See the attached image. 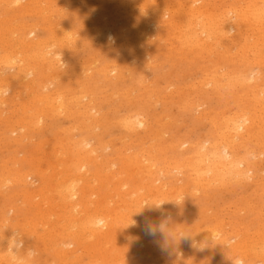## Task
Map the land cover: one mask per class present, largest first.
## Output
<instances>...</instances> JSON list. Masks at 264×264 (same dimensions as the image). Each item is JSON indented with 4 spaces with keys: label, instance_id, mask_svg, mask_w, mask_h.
<instances>
[{
    "label": "rangeland",
    "instance_id": "rangeland-1",
    "mask_svg": "<svg viewBox=\"0 0 264 264\" xmlns=\"http://www.w3.org/2000/svg\"><path fill=\"white\" fill-rule=\"evenodd\" d=\"M44 0H39L38 1V5H40L41 4V6H36L37 4L35 3H33V6L36 8V10H38V11H36V10H33V6H32V3L30 4V5H27V3H29L30 1H27V0H22V2L20 3V5L18 4H15V6H5L4 4H1L0 3V16H1V20L3 19V21L0 23V37H2V39L5 37V38H7V39H5L4 38V40H1V38H0V40L1 41H3L2 43L3 44H1V41H0V45H1V47H0V51H2V52H0L1 54H0V57L2 56V58L3 59H1L0 58V78L2 77V79H0L1 81H0V88L2 87V89H1V91H0V101H2L1 103H0V113H2V115L3 116H1V114H0V128H1V130H0V135H1V137H0V153H2L1 155H0V168H1V163H3V169L1 170V171H5L7 168H9V167H11L14 163H15V166H17L16 164H17V162H18V166L19 167H21L20 165H22V168L23 169H26L27 171H30L31 170V172L32 173H38L39 171H41V173L43 174V175H45V177H47L46 178V181H44L43 183L42 182H38L37 184L35 183V182H33V185L32 186H39V187H41L42 188V186L45 188V190H48V192L46 193L47 194V196H48V199H52V200H54V202L56 203V205H55V203L54 202H52V203H54V205L55 206H57L56 207V209H55V206L51 203V201L52 200H49L50 201V203H47V202H44V199H43V196L45 197V195H37L38 197H34V199H32L31 200V202L30 203H32V204H30V205H23V203L21 202L22 201V196H21V193H22V189H23V186L21 185V184H19V183H7L6 185H4L5 186V188H4V186H2L3 188H4V190H2L1 188H0V221H1V223H3L4 224V221L6 220V219H8V222H7V225H10V228H13V227H17L18 228V231H19V235L20 236H22V237H26V239H27V243H29L30 245H34L33 247H34V249H35V253L33 252V254H34V257H35V259L37 260V263L38 264H63L64 262H62L63 260L61 259V258H59V257H57L55 254H54V250L52 249V248H54V245H51V244H54V243H56L57 241H59V238L58 237H56V239H55V235H54V231H59V227L61 226V225H63L64 223H63V221L62 220H60V218L55 214V213H57V214H61L62 212L60 211V210H62L61 208L59 209V203H58V200L60 199V197L58 196V193L54 190V188H52V187H54V185L55 184H50V183H56L57 182V180L59 181V180H66V182L67 183H70V181L71 180H73L72 182L73 183H77V184H79L78 182L79 181H81L80 179L82 178V177H79V176H84V174L86 175V179L84 180V179H82V181L80 182V184L79 185H82V187L84 186V187H86V185L89 183V185H90V187L89 186H87L86 188H87V190L85 189V188H83V190L85 191L84 193H83V199L84 200H87L89 203H91L90 201L92 200V201H97V200H95V199H93V196H94V198H96V199H98L99 197V199H105L106 200V195H107V192H105V191H107V190H109L110 188L112 189L111 191L109 190L108 191V196H110V198H112V200L114 201L115 199H121V197L120 196H122L123 197V194L125 195V193H127L124 189H125V187H121L119 184H118V182L117 183H115L116 181L115 180H118L119 182L122 180V181H124V180H126L128 177L129 178H131L134 174H136V172H138L139 173V170L138 171H135L137 168L136 167H134L133 165L134 164H132L131 165V161L129 162V160L131 159V160H139V161H143V162H145L146 161V158H147V161H151V162H154V166H153V169H155V170H153L152 169V174L154 173V171H155V173L153 174V176H150V177H152L151 179H154V180H152V181H155L156 179H158V182H157V180H156V182L159 184L160 183V181L161 182H165L166 181V185L167 186H171V185H173V186H171V187H174L175 185L174 184H177L178 185V183L181 181V183L179 184L180 186H181V190H180V188H178V190H177V192L178 191H180V194L179 193H175L176 195L178 194V197H180L179 195H181V196H183V198H185V197H187L185 200L183 199H179L177 196H175V194H174V192L176 191V189L175 190H167V191H164V194H165V196H164V199L166 200V198L168 199V200H170V202L169 201H166V202H164V201H162L161 203H162V205H163V207L165 208L164 210H166V211H161V213H159L157 216V220L156 219H154V221L156 220V222H158V221H160V223H161V220L162 221H165L164 219L165 218H167L166 220L167 221H169V223H170V225H173L172 226V230H170L169 231V235L171 236V237H173V242H171V243H165V236H164V234H161V233H157V236H160L159 237V239H157L158 237H151V236H149V235H147L146 234V232L144 233V236L146 237V238H144L143 239V243H141V244H139V243H135V245H136V247H138L137 249H135L136 247H134L135 245H131V248L130 247H128L127 245L125 246V244L124 245H122V248L124 247V248H126V247H128V248H126V249H122L123 250V254H124V256L126 255L125 253H127V256H125V260H127L128 261V263L129 264H221L222 262H223V259H219L220 258V256H221V254H222V252H224V251H222L221 252V250H216V249H212L211 250V248L213 247V242L212 241H209L208 243H206L207 244V246L209 247V245H210V247L208 248L207 247V249H206V245L205 244H203V245H205V246H203V245H201L199 248H201V249H196L195 248V250L194 249H192V248H189V246L187 247V246H185V245H188V242H189V239L190 238H192L193 236H195V235H197V234H200V233H208L211 229H213L214 227H210V226H208V225H212V226H215L216 227V229L214 230V232L215 233H217V235H219V236H217V237H228V240H229V242H227L228 244L230 243V244H232L231 242H233L234 240V242H237V241H250V239H255V237L256 236H258L259 235V233H260V236L262 237V235H264V230L262 229V228H264V222L262 223V220H261V218L263 219V221H264V174H260L261 172L262 173H264V169H262L261 170V172H260V169H257L258 170V172H256L255 173V171H252V175L250 176V177H252L253 175H254V177L255 178H248V177H246L247 178V180H245L246 178H241V177H237V178H232V179H230V181L228 180V181H226V183H224L223 185H220L218 182H216V183H218V184H214V186H213V184H209V187L208 188H206V189H204V187H202V186H196L195 185V183L192 181V179L191 178H193V173H191V172H193L192 170H190L191 168H188V167H191L190 166V164H193L192 162V160H195L196 159V155L198 154V152L200 151V149L201 148H203L204 146L205 147H208L209 146V144H212V143H214V142H216L217 140H219V136L221 135V131H219L220 130V128L221 127H218V125L219 126H221V122L223 121V117L221 116V115H229V114H231L233 111H236V108H237V106H239V108L240 107H245V108H247V109H251L252 108V102H251V98H250V92L248 91V88H246L244 85H242V84H233V85H231V86H233L234 87V89L231 87H223V88H221V90H219L218 88H214L213 86H212V84L211 83H209V80L211 79V78H213V76L215 75L216 77H221V79L219 78V82L220 83H222L223 85H225L226 83L228 84V86H229V83L233 80L232 78L233 77H231V75L233 76V74L236 72V71H238L239 69H241L242 68V63H241V61H240V59H238L239 57L237 56L236 57V52H235V47L234 46H231L230 44L232 43V42H234L235 41V38H234V36H236L235 34H236V32H232V30H230V31H228L227 32V34L226 33H224V35L222 34V36L220 35V34H218V35H220V37L218 36H215V35H212V37L215 39L214 40V42H218L217 44H219V46L218 45H216V43H214L213 41H212V38H211V36L209 37V38H211V39H209V38H207L208 36H205L206 34L204 33V35L201 33V31H199L197 28V26H196V21H195V19H192L191 18V14H189L190 12V10L192 9V8H194V10H196V9H201V10H203L205 13H208L209 11L210 12H212V14L214 15L215 14V19L217 20V22L219 23L218 25H220V24H222L223 22L224 23H231L232 21H234V10L232 9V8H234V7H237L236 5H241L242 3H244V1H246V0H231V2H230V0H229V3H228V0H222V3L220 2L221 0H161V2H163V3H170L171 1H172V3H174L173 5H172V3H170L169 5L167 4V8L166 7H164L165 6V4H160V1H159V4H157L158 2V0H127V1H125V0H121V1H119V0H72V1H70V0H66V1H68V2H66L68 5H66L65 4V2H64V4L62 3L63 1H65V0H58L59 2L60 1H62V2H58L57 0H49V2H47L46 0L43 2ZM52 1H55L54 3H50V2H52ZM75 1V2H74ZM82 1H84L83 3H82ZM95 1V2H94ZM111 3H110V2ZM117 1V2H116ZM120 3H119V2ZM129 1H131L130 3H129ZM135 1V2H134ZM141 1V3H139ZM149 1L151 2V5H150V3H149ZM153 1H154V3L159 7V5H160V7L159 8H157V6L155 5V4H153ZM170 1V2H169ZM175 1H178V2H176V3H178V6H177V4H175ZM182 1H184V4H182ZM185 1H186V3H185ZM190 1V2H189ZM199 1H201V2H199V4L201 5V4H204V5H199V4H196V3H198ZM204 3H203V2ZM46 2V3H45ZM60 4H58V3ZM78 2V3H77ZM93 2V3H92ZM116 2V3H115ZM134 2V3H133ZM138 2V5L137 4H135V3H137ZM142 2H145V3H142ZM146 2L148 3V4H146ZM193 2H194V4H195V6L197 7H194V4H193ZM211 2H212V4H211ZM220 2V3H219ZM44 5H43V4ZM48 3H50L51 5H49ZM81 3V4H80ZM118 3V4H117ZM129 3V4H128ZM132 3V4H131ZM192 3V4H191ZM207 3V4H206ZM235 3V4H234ZM240 3V4H239ZM92 4H94V5H92ZM122 4V5H121ZM123 4H125V5H123ZM131 4V5H130ZM133 4H135V6L133 5ZM145 4H146V7L144 8L143 7V5L145 6ZM191 4V5H190ZM208 4H210V6L208 5ZM226 4V5H225ZM22 5H24V7L25 8H23V7H21ZM47 6V8H46V6ZM63 7H62V6ZM71 5V6H70ZM79 5V6H78ZM108 5V6H107ZM120 5H121V8H120ZM155 5V6H154ZM162 5V6H161ZM172 5V6H171ZM174 5H175V7H174ZM180 5H181V7H180ZM188 5V6H187ZM193 5V6H192ZM208 7H206V6ZM223 5H225L224 7H223ZM30 6V7H29ZM43 6V7H42ZM51 6V7H50ZM61 6V7H60ZM64 6H66V7H64ZM68 6H69V8H68ZM127 6H129L128 7V9H127ZM138 6L139 7H141L142 9L140 10V9H137L138 8ZM171 7V9H170V7ZM183 6V7H182ZM185 6H187V7H191V9H189V8H187V7H185ZM203 6H204V8H203ZM23 9H21V8ZM29 7V11L27 10V8ZM33 7V8H32ZM40 7H42V9H45L46 11H47V14L45 13V11L44 10H42V9H40ZM54 7L55 8H57V7H60V8H57V9H55L54 10ZM109 7V8H108ZM125 7H126V10H125ZM135 7V8H134ZM150 7H151V9H150ZM152 7L154 8V9H152ZM172 7H174V8H172ZM179 7V8H178ZM200 7V8H199ZM203 9H202V8ZM210 7H211V9L213 8L214 9V13H213V10H211L210 9ZM231 7V8H230ZM8 8H10V9H8ZM34 8V9H35ZM38 8V9H37ZM49 8H52L51 10L49 9ZM64 8H66V9H64ZM149 8V9H148ZM180 10H178V9ZM181 8H183L186 12H184V10L182 9L181 10ZM206 8H207V10H206ZM217 8V9H216ZM223 8H225V9H228V11L227 10H223ZM6 9V10H5ZM33 10V11H35V12H31V10ZM58 9H60V11L58 10ZM68 9H70V10H68ZM104 11H103V10ZM113 11H115V12H112V10ZM115 9H118V10H121V11H117V10H115ZM123 9V10H122ZM129 9H131V10H129ZM132 9H134V10H136V11H133ZM156 9V10H155ZM159 9H161V10H159ZM168 9H169V11H171V12H169L168 11ZM173 9H174V11H176V12H174L173 11ZM175 9H177V10H175ZM187 9H189V11L187 10ZM230 9V10H229ZM7 10H9V11H7ZM13 10V11H12ZM25 10H27V11H25ZM53 10L56 12L55 14H54V12H53ZM57 10V11H56ZM62 10H64V11H62ZM101 10V11H100ZM127 10H129V12L127 11ZM138 10V11H137ZM145 10V11H144ZM150 10H152V11H150ZM157 11L156 13H155V11ZM162 10H164V12L162 11ZM167 10V11H166ZM219 10L221 11V12H219ZM223 10V11H222ZM5 11H7V13L5 12ZM68 11V12H67ZM98 11V12H97ZM111 11V12H110ZM124 11H126V12H124ZM142 11H144V12H141ZM148 11V13L150 14V16H151V14H153L154 15V17H153V15H152V17H148L149 16V14L147 15V14H145L146 12ZM178 11L180 12V13H178ZM181 11H182V13L186 16V17H184V15L181 13ZM207 11V12H206ZM228 13H227V12ZM2 12H5V13H3L2 14ZM9 12V13H8ZM31 12V13H30ZM40 14H39V13ZM52 12V14H50ZM60 12V13H59ZM62 12V13H61ZM94 12H97L96 14L94 13ZM105 12V13H104ZM125 14L124 16H126V17H124L123 16V13ZM131 12H136L135 14L136 15H134V14H132ZM137 12H140V13H137ZM160 12H161V14H160ZM170 13V14H172L171 15V18H169V16H170V14H167V13ZM189 12V13H188ZM209 12V13H210ZM217 12H219L218 14H216ZM231 12V13H230ZM233 12V13H232ZM23 13V14H22ZM28 13H29V15H28ZM33 13L34 14H36L37 13V15H34V16H32L33 15ZM44 13V14H43ZM92 13V14H91ZM98 13H99V15L101 16V18H98L99 17V15H98ZM102 13V14H101ZM129 13V14H128ZM158 13V14H157ZM177 13V15H175ZM225 13V14H224ZM230 13V14H229ZM11 14H13V15H11ZM21 14V15H20ZM25 14V15H24ZM32 14V15H31ZM60 14V15H59ZM62 14H64V15H62ZM67 14V15H66ZM106 14V15H105ZM116 16H115V15ZM119 14V15H118ZM157 14V15H156ZM188 16H187V15ZM221 14V15H220ZM232 14V16H228V15H231ZM47 15V16H46ZM48 15H50L49 17H48ZM95 15V16H94ZM121 15H122V17H121ZM128 15V16H127ZM138 15V16H137ZM145 17H143V16ZM163 15H165V16H163ZM183 15V16H182ZM225 15V16H224ZM46 16V17H45ZM66 16V17H65ZM98 16V17H97ZM103 16V17H102ZM110 18H109V17ZM121 17V19H120V17ZM147 16V17H146ZM158 16V17H157ZM180 16H182V17H180ZM220 18H219V17ZM229 18V20H228V18ZM6 17V18H5ZM51 17V18H50ZM58 17H59V19H58ZM63 17V18H62ZM88 17H91V19H92V21H91V19H89ZM94 19H93V18ZM119 17V18H118ZM124 17V18H123ZM179 17V18H178ZM184 17V18H183ZM188 17V18H187ZM193 17V16H192ZM224 17H226V18H224ZM230 17H231V20H230ZM58 20H57V19ZM103 18H104V20H103ZM108 18V19H107ZM111 18H116V20H114V19H111ZM160 18V19H159ZM162 18V19H161ZM184 19V20H190V22L191 23H193V24H191L190 25V22L187 20L186 21V23H184V20L182 21L181 19ZM190 18V19H189ZM194 18V17H193ZM233 18V19H232ZM50 19V20H49ZM56 19V21H55V23H54V20ZM131 21H130V20ZM154 19H156L155 21H154ZM158 19V20H157ZM179 19V20H178ZM223 21H222V20ZM14 22H13V21ZM96 22H95V21ZM102 20V21H101ZM113 21V23L112 22H109V21ZM120 20V21H119ZM129 20V21H128ZM197 20V19H196ZM221 20V21H220ZM225 20V21H224ZM6 21V22H5ZM12 21V22H11ZM50 21V22H49ZM74 21V22H73ZM104 21V22H103ZM114 21H115V23L116 24H114ZM123 22L124 24H120V22ZM128 21V22H127ZM142 21V22H141ZM146 21V22H145ZM150 21V22H149ZM159 21H160V23H159ZM171 21V22H170ZM177 21V22H176ZM179 21V22H178ZM198 21V20H197ZM229 21H231V22H229ZM11 22V23H10ZM20 22V23H19ZM35 22V23H34ZM60 22V23H59ZM107 24H106V23ZM148 22V23H147ZM162 22V23H161ZM165 22L167 23L168 22V24H165ZM195 22V23H194ZM3 23V24H2ZM7 23H10V24H12V23H14V24H12V25H8ZM15 23H16V25H15ZM19 23V24H18ZM23 23V24H22ZM27 23V24H26ZM52 23V24H51ZM59 23V24H58ZM87 25H86V24ZM104 23V24H103ZM144 23V24H143ZM150 23V24H149ZM153 25H152V24ZM177 23V24H176ZM189 23V25L190 26H194L195 27V29H197V33H199L198 34V36L199 35H201L200 37H197V39L199 40V41H197V42H195V41H193V39H191L189 36V40H190V42L188 41V37H183V34H184V27H182L181 28V26L183 25V24H188ZM223 23V24H224ZM227 23V24H228ZM33 24V25H32ZM35 24V25H34ZM39 26H38V25ZM70 26H69V25ZM89 24V25H88ZM107 25L110 29H111V26H113L114 27V25H116L117 26V28H116V32H115V27L113 28L114 29V31H113V29H112V31H113V38H108V42H106L107 44V46L108 47H106V45H103V47H102V42L100 43L98 40H96L97 39V37H96V33L98 32V30L101 28V26L103 27L104 25ZM143 24V25H142ZM149 24L150 26H147V25ZM163 24H164V26H163ZM171 24V25H170ZM173 24V25H172ZM8 27H7V26ZM18 25V26H17ZM28 25V28L26 27ZM29 25H32V26H34V27H32V26H29ZM54 25V26H53ZM61 25V26H60ZM125 27H124V26ZM177 25V26H176ZM6 26V27H5ZM12 26H14L13 28H12ZM25 26V27H24ZM37 26V27H36ZM41 26H42V28H41ZM58 26H60L59 28H58ZM66 26V27H65ZM69 26V27H68ZM90 26H91V28H90ZM97 26V27H96ZM122 26H123V28H122ZM134 26L136 27V28H134ZM144 26V27H143ZM147 26V27H146ZM156 26V27H155ZM173 26V27H172ZM175 26H176V28H175ZM24 27V28H23ZM40 27V28H39ZM54 27H56L55 29H53ZM89 27V28H88ZM94 27V28H93ZM129 27V28H128ZM140 27H143V28H140ZM151 27V28H150ZM154 27V28H153ZM2 28V29H1ZM8 28V29H7ZM11 28V29H10ZM21 28V29H20ZM60 28H64V30H66L67 31V34H65L66 33V31H62V29H60ZM66 28V29H65ZM75 28V29H74ZM96 28V29H95ZM149 28L150 29H152V30H149ZM165 28V29H164ZM179 28V29H178ZM7 29V30H6ZM12 29H14V30H12ZM19 29V30H18ZM26 29V30H25ZM27 29L30 31V29L32 30V32H31V34H30V37H29V31H27ZM33 29H35V30H33ZM58 29V30H57ZM69 29H71V30H69ZM93 29H95V30H93ZM98 29V30H97ZM143 29V30H142ZM180 29L182 30V32H180ZM6 31V33H5V31ZM11 30V31H10ZM25 30V31H24ZM52 31V33H51V31ZM53 30L56 32V33H54L53 32ZM61 32H60V31ZM136 30H138V31H136ZM140 30H142V31H140ZM179 31V33H177L178 31ZM13 31H18V32H14L13 33ZM19 31H20V33H19ZM22 31H24V33L26 32H28V39L30 38L31 39V37H33L32 39H35L39 44H41V45H43V46H41V45H39L40 47H37V48H33V47H31V49L29 50L28 48H26V47H24L23 45H21L20 44V41L18 42V40H17V38H18V36H21V34H24ZM79 31V32H78ZM94 31H96V32H94ZM129 31V32H128ZM136 31V32H135ZM144 31H147V32H149L150 34L152 33V36H154V37H151V35L150 34H148L147 32H144ZM153 31V32H152ZM175 31V32H174ZM177 31V32H176ZM219 31H227V29L225 28V29H222L221 30V28L219 29ZM3 32V33H2ZM12 33V36L10 35L11 33ZM36 32V33H35ZM62 34L61 36H60V33ZM63 32H64V34H63ZM78 32V33H77ZM125 34H124V33ZM131 32H132V34H131ZM140 34H139V33ZM144 32V34H141V33H143ZM229 32H232L231 33V35H230V33ZM8 33V34H7ZM54 33V34H53ZM57 33H59L58 35H55V34H57ZM118 33H120V35L118 34ZM158 35H157V34ZM172 33H174V34H172ZM229 33V34H228ZM5 34V35H4ZM6 34H7V36H6ZM13 34H15V35H13ZM36 34H38V35H36ZM72 35V36H69V35ZM81 34H84V35H81ZM122 34V35H121ZM129 34V35H128ZM138 34V35H137ZM148 35V37L146 36L145 37V35ZM154 34V35H153ZM182 34V35H181ZM27 35V34H26ZM54 35V36H53ZM81 35V36H80ZM161 35V37H159ZM181 35V36H180ZM185 35V34H184ZM225 35H227V36H225ZM10 36V37H9ZM13 36H17L16 38L14 37V39H16V42H15V40L12 38ZM60 36V37H59ZM66 37V36H69V38H67L68 40L66 41V38H63V37ZM86 36V37H85ZM93 36H95V38L96 39H94L93 38ZM130 36H131V38L133 39H127L128 37L130 38ZM135 36V37H134ZM172 36V37H171ZM178 36V38L179 39H177L176 37ZM185 36H187V35H185ZM203 36V37H202ZM205 36V37H204ZM223 36H224V38H223ZM9 37V38H8ZM48 37H50V39L52 40V42H50L49 40H47V39H49ZM54 37H56V38H54ZM73 37H75L74 39L71 38ZM77 37H79V38H77ZM127 37V38H126ZM141 37V38H140ZM144 37V38H143ZM158 37H159V39H163V38H165V39H163V40H159L158 39ZM173 37H174V39H173ZM181 37V38H180ZM182 37H183V39H185L184 40V43H183V40H182ZM216 37V38H215ZM222 37V38H221ZM237 37V36H236ZM39 38V39H38ZM47 38V39H46ZM60 40H59V39ZM63 38V39H62ZM93 38V39H92ZM119 38V39H118ZM137 38H139V39H137ZM142 38H143V42H140V41H142ZM149 38V39H148ZM154 39L153 41L152 40H150V39ZM199 38H201V39H199ZM219 38V39H218ZM226 38V39H225ZM234 38V39H233ZM11 39V40H10ZM12 39L14 40V42L12 41ZM43 39H46L47 41H49L48 43H47V41H46V43H44L43 42ZM54 39V40H53ZM58 39V40H57ZM85 40V41H83V40ZM112 39V40H111ZM175 39H177L178 41H176ZM221 39H224V40H221ZM8 40L10 41V42H8ZM19 40H20V38H19ZM34 40V41H35ZM39 40V41H38ZM57 40V41H56ZM62 40V41H61ZM70 40V41H69ZM71 40H73V42L71 41ZM120 40H122V42L120 41ZM135 40V41H134ZM148 40H150L149 42H151V43H148ZM157 40H159L160 41V43H159V41H157ZM179 40H180V43H182V44H184V46L183 45H181L180 43H179ZM202 40V41H201ZM209 41V43H214V48H213V44H212V47H211V45H208V41ZM216 40H218V41H216ZM238 39L236 38V41H237ZM5 41H7V42H5ZM45 41V40H44ZM58 41H61L59 44H58ZM74 41H75V43H74ZM111 41H113V42H111ZM127 41V42H126ZM131 41V43H129ZM146 41V42H145ZM155 41V42H154ZM156 41L158 42V43H156ZM165 41V42H164ZM173 41H175V42H173ZM186 41H187V43H186ZM63 42V43H62ZM64 42H65V44L68 42L69 44H66V46L64 45ZM77 42V43H76ZM135 42V43H134ZM141 44H139V43ZM167 42H168V44H167ZM171 42V43H170ZM194 42V43H193ZM225 42H227V43H225ZM230 42V43H229ZM11 43L13 44L12 46H11ZM17 43H19V44H17ZM55 45H54V44ZM72 45H71V44ZM110 43H111V45H110ZM123 43V44H122ZM138 45H137V44ZM153 43V44H152ZM187 44V47H186V44ZM190 43V44H189ZM195 43H197V44H195ZM198 43H200V44H198ZM201 43H204L205 44V47H204V45L203 44H201ZM223 45V47H221L222 45ZM229 43V44H228ZM16 44L18 45L17 47H20V49L19 48H16ZM49 44V45H48ZM50 44H53V47H52V45H50ZM75 46H74V45ZM79 44V45H78ZM100 46H99V45ZM104 44V43H103ZM130 44V45H129ZM137 46H136V45ZM149 44H151V45H149ZM156 44H157V46H156ZM233 44V43H232ZM5 45H7V46H10V47H4ZM45 45H48L49 47H50V51L48 50L49 49V47H47V46H45ZM72 46V48H71V46ZM122 45V46H121ZM133 45L135 46V47H133ZM149 45V46H148ZM176 45V46H175ZM190 45V46H189ZM195 46L194 48H192L191 46ZM198 45V46H197ZM200 45H202L203 46V48L202 47H200ZM207 45L210 47V49H207ZM225 45H227V46H225ZM229 45V46H228ZM13 46H15V47H13ZM23 48H22V47ZM62 48H64V49H62ZM70 46V47H69ZM78 46H80V48L78 47ZM99 46V47H98ZM172 46V47H171ZM180 46H182V48L180 47ZM215 46L217 47V48H215ZM225 46V47H224ZM69 47V48H68ZM76 47H78V48H76ZM111 47V48H110ZM127 47V48H126ZM129 47H133V49L131 50V48H129ZM147 48L148 47V49H152V50H150V52L149 51H147L146 50V52H147V54L144 52L143 54H142V52L143 51H145V49L144 48ZM156 47V48H155ZM169 47V48H168ZM171 47V48H170ZM208 47V48H209ZM227 47V48H226ZM234 47V48H233ZM3 48H4V50H3ZM5 48H6V50H5ZM10 48V49H9ZM12 48L14 49V50H12ZM39 48H41V49H44V52L45 53H43V51L41 50V49H39ZM66 48V49H65ZM67 48L68 49H70V50H67ZM90 48V49H89ZM106 48V49H105ZM109 48V49H108ZM116 48H118V49H116ZM130 50H129V49ZM135 48V49H134ZM139 48H141V49H139ZM167 48V49H166ZM184 48V49H183ZM187 50H186V49ZM202 48V49H201ZM213 48V49H212ZM221 48H223V51L222 52H224L223 54H220V53H222L221 52ZM225 48V49H224ZM231 48H233V49H231ZM23 50V51H25V53L23 52V51H20V53H21V55H20V53H19V51L18 50ZM54 49H56V50H54ZM108 49V50H107ZM137 49V50H136ZM144 49V50H143ZM193 49V50H192ZM200 49V50H199ZM215 49V50H214ZM220 51H219V50ZM230 51H228V50ZM8 50V51H7ZM12 52H11V51ZM32 50H35V51H32ZM46 50V51H45ZM52 50V51H51ZM81 50V51H80ZM89 50H91L92 52H90ZM103 50V51H102ZM134 50V51H133ZM179 50L181 51V52H179ZM202 50V54H201V51ZM210 50H211V52H210ZM217 50V51H216ZM17 51V52H16ZM26 51H30L29 53H31L30 54V56H28L29 55V53L28 52H26ZM47 51H48V53H47ZM57 53H56V52ZM71 51V52H70ZM72 51H75V52H72ZM108 51V52H107ZM167 51V52H166ZM208 51H209V53H208ZM214 51V52H213ZM226 51H228V52H226ZM9 52V53H8ZM14 52V53H13ZM40 52H42L43 53V56H45V57H40ZM55 52V53H54ZM68 52V53H67ZM87 52V53H86ZM136 52V53H135ZM161 52V53H160ZM163 52V53H162ZM234 52V53H233ZM2 53H5L6 55H8V57L5 55V54H2ZM14 55H13V54ZM15 53H17V54H15ZM26 53L28 54L27 55V57L29 58V59H31V60H35V59H38V61L37 60H35V64L32 62V61H28L27 63H26V61L27 60H29L27 57H26ZM32 53H39L37 56H33V57H31L33 54ZM47 53V54H46ZM67 54L66 56L64 55V54ZM78 53V56L80 57H78L76 54ZM132 53V54H131ZM149 53V54H148ZM159 53V54H158ZM228 53V54H227ZM230 53V54H229ZM52 54H53V56L55 57L56 56V54H57V58H60L61 56V58L60 59H56V58H54L53 56H52ZM139 54V55H138ZM155 56H154V55ZM182 54V55H181ZM186 54V55H185ZM213 54V55H212ZM234 54V55H233ZM18 55V56H17ZM23 55V56H22ZM74 55H75V57H74ZM137 55V56H136ZM145 55L147 56V57H145ZM154 57H153V56ZM178 55H179V57H178ZM185 55V56H184ZM217 55L219 56V57H217ZM227 55V56H226ZM228 55H229V57H228ZM233 55V56H232ZM4 56V57H3ZM10 56H12V58L14 57L15 58V62H17V63H15L14 62V58L12 59L13 60V62H14V64L13 63H11L12 62V60H10L11 59V57ZM19 56H21V57H19ZM48 56V57H47ZM136 56V57H135ZM177 56V57H176ZM22 57H23V70L26 68V67H30L31 65V68L34 66V67H39V68H44L45 67V69H43V70H41L40 69V74L39 75H37L36 73H35V71H34V73H33V75L31 76V74H30V76H29V74L27 75L28 77L26 78H24L23 80H28V79H30V81L31 80H34L35 82L33 83V84H31V86L32 87H30V85L28 84L29 83V80L28 81H26V83L28 84H24V83H21V81H23V80H20L19 81V79H18V77L16 76V74H15V72L13 71V70H17L18 68L19 69H22V62H19L20 61V59H21V61H22ZM31 57V58H30ZM36 57V58H35ZM70 57V58H69ZM121 57V58H120ZM145 57V58H144ZM156 57V58H155ZM165 57H168V58H165ZM6 58L8 59V61L6 60ZM17 58H19V59H17ZM34 58V59H33ZM47 58H48V61H46L47 60ZM54 60H52V59ZM77 58V59H76ZM98 58V59H97ZM131 58H133V59H131ZM142 58V59H141ZM151 58V59H150ZM181 58V59H180ZM204 58V59H203ZM236 58V59H235ZM25 59H26V61H25ZM44 59H45V61H44ZM56 59V60H55ZM80 59V60H79ZM84 59V60H83ZM100 59V60H99ZM145 59H147V60H145ZM170 59V60H169ZM206 59V60H205ZM10 60V61H9ZM52 60V61H51ZM57 60H60V62H61V64L62 65H59L58 67H55V66H57ZM108 60H109V62H108ZM130 60V61H129ZM172 60V61H171ZM202 60H204V62L202 61ZM221 62H220V61ZM231 60V61H230ZM2 61V62H1ZM6 61H7V63H6ZM91 61V62H90ZM93 61V62H92ZM134 63H133V62ZM173 61H175V62H173ZM223 61V62H222ZM237 61V62H236ZM6 63L7 64V66L6 67H2V66H4V65H6V64H4V63ZM37 62H39V63H37ZM43 62V63H42ZM45 62H51V63H53V66L54 67H52L51 69H49L48 67H47V69H46V65H45ZM56 62V63H55ZM59 62V63H60ZM66 64H65V63ZM85 62V63H84ZM89 62V63H88ZM94 62H95V64H94ZM129 62V64H127ZM138 62H141V64L139 63L138 64ZM166 62V63H165ZM212 64H211V63ZM220 62V63H219ZM236 62V63H235ZM3 63V64H2ZM11 65H9V64ZM25 63H26V65H25ZM34 65H33V64ZM41 63V64H40ZM58 63V64H59ZM83 63V64H82ZM93 63V64H92ZM132 63V64H131ZM147 63V64H146ZM148 63H149V66L148 67H146L145 65H148ZM156 63V64H155ZM218 63V64H217ZM229 63V64H228ZM15 65V66H13V65ZM18 64H20V66L18 65ZM37 64H39V65H37ZM43 64V65H42ZM86 64V65H85ZM93 65V66H90V65ZM106 64H107V66H106ZM108 64H110V65H108ZM114 64V65H113ZM162 64V65H161ZM164 64H165V67H164ZM209 64V65H208ZM221 64V65H220ZM224 64H225V66L226 67H224V68H226V69H228V71L226 70V69H224L223 68V66H224ZM233 66H232V65ZM30 65V66H29ZM43 67H42V66ZM64 65V67H62ZM134 65V66H133ZM220 66V69H219V67H217V66ZM236 67H235V66ZM239 65V66H238ZM260 65V66H259ZM258 66L256 65V64H254V66L253 65H251V70L253 71V73H254V75H257V74H263L262 72H264V63H261V64H259ZM79 66H81V67H83V68H79ZM137 66V67H136ZM143 66V68H141ZM145 66V67H144ZM208 66V67H207ZM210 66V67H209ZM8 67V70H6L5 71V69ZM25 67V68H24ZM34 67H33V69H34ZM99 67V68H98ZM111 67V68H110ZM215 69H214V68ZM255 67V68H254ZM5 68V69H4ZM60 68H62L61 70H60ZM65 68V69H64ZM87 68H88V70H89V72L88 71H86L87 70ZM108 68H110V69H108ZM113 68V69H112ZM114 68H115V70H118V71H116V72H114V74H113V71H115L114 70ZM118 68V69H117ZM139 68H140V70H139ZM148 68V69H147ZM223 68V69H222ZM258 68H262V69H258ZM2 69L4 70L3 72H1L2 71ZM13 69V70H12ZM79 69H80V71H79ZM81 69H82V72H81ZM128 69V70H127ZM147 71H146V70ZM177 69V70H176ZM216 69H217V71H216ZM256 69V70H255ZM11 70V71H10ZM65 72H64V71ZM67 70V71H66ZM93 70V71H92ZM106 70H108L109 72L108 73H106ZM150 70H151V72H150ZM211 70V71H210ZM220 70V71H219ZM222 70H225V71H222ZM230 70V71H229ZM251 70L249 71L250 73H251ZM27 71V70H26ZM44 73H43V72ZM55 74H52V72ZM62 73H61V72ZM76 71V72H75ZM110 71H111V73H110ZM196 71V72H195ZM204 71V72H203ZM216 71V72H215ZM255 71V72H254ZM28 72V71H27ZM45 72H47L46 74H45ZM50 72H51V74L52 75H50ZM78 72V73H77ZM86 73V74H84L83 76H82V74L83 73ZM101 72V73H100ZM105 72V73H104ZM188 72V73H187ZM201 72V73H200ZM207 72H209L208 73V75H207ZM221 72H223V73H221ZM225 72V73H224ZM232 72V73H231ZM257 72V73H256ZM1 73H3V76L1 75ZM48 73H49V75H48ZM58 73H59V75H61V77L58 75ZM64 73V74H63ZM68 73H70V74H68ZM77 73V74H76ZM80 73V74H79ZM89 73V74H88ZM116 73V74H115ZM127 73V74H126ZM206 73V74H205ZM214 73V74H213ZM219 73H220V75H219ZM226 73H227V77H226ZM256 73V74H255ZM108 74V75H107ZM111 74L113 75V77H111ZM120 76H119V75ZM145 74H147V75H145ZM217 74H218V76H217ZM224 74V75H223ZM7 75V76H6ZM11 75V76H10ZM58 75V76H57ZM73 75H75V76H73ZM80 75H81V77H80ZM107 75V76H106ZM154 75V76H153ZM210 75H213V76H210ZM222 75V76H221ZM230 75V76H229ZM10 76V77H9ZM15 78V79H13V77ZM51 76H53V77H51ZM88 76V78H87V88H88V91H87V93L89 94L88 95V97H84V99L83 100H81V101H79V103L77 102V98H74L75 96L77 97L79 94V96H81L82 94L81 93H79V91L78 90H74L73 89V84H74V82H76V81H78L79 79H81V78H83V77H87ZM108 76H109V78H108ZM116 76V77H115ZM132 77V78H130V77ZM146 77V79H145V77ZM148 76V77H147ZM190 76V77H189ZM225 76V77H224ZM8 77V78H7ZM31 77V78H30ZM48 77H50V79L48 78ZM73 77V78H72ZM97 77V78H96ZM111 77V78H110ZM144 77V78H143ZM186 77V78H185ZM193 77V78H192ZM208 77V78H207ZM3 78L4 79H6V80H3ZM12 78V80L14 81V83H13V81L11 82V79ZM47 78H48V80H47ZM52 78H54V79H52ZM58 78V79H57ZM65 78V79H64ZM94 78H96V79H94ZM124 78V80H122ZM184 80H183V79ZM224 78V79H223ZM226 78H228V79H226ZM9 79V80H8ZM18 79V80H17ZM22 79V78H21ZM43 79H46V80H44L43 81ZM53 81H52V80ZM57 79V80H56ZM118 79V80H117ZM125 79H127V81L125 80ZM16 80H17V82H16ZM41 80V81H40ZM65 80V81H64ZM97 80H98V82H97ZM155 82H154V81ZM159 81V83L158 82H156V81ZM200 80V82L199 83H202V86H200V84L197 82V81H199ZM226 80V81H225ZM11 82V85L9 84L10 82ZM41 82V84L39 83V84H37L38 82ZM54 81L56 82V84L54 83ZM129 81V82H128ZM147 82V84L149 85V83H151L149 86L146 84V82ZM203 81V82H202ZM207 83V85H205L206 83ZM226 83H225V82ZM229 81V82H228ZM5 82V83H4ZM24 82V81H23ZM44 82H46L45 84H43ZM100 82V83H99ZM161 82V83H160ZM194 82H196V83H194ZM263 83H264V81H262ZM5 84V86L4 85H1V84ZM20 83V84H19ZM50 83V84H49ZM204 83V84H203ZM209 83V84H208ZM24 84V85H23ZM47 84V85H46ZM198 84V85H197ZM29 86L28 88H26L27 86ZM36 85H38V86H36ZM44 85H46L45 87H44ZM49 85H50V87H49ZM188 87H187V86ZM21 86H23V87H21ZM35 86V88H33ZM44 87V88H42V91H43V94H51V93H58L59 91V94H60V98L58 97V100H60V101H62V103L63 104H65V106H63V108L61 109V111L60 110H58V111H54L55 113H56V115L54 116V115H52L54 112L53 111H51V108H48V106L50 105V104H45V102H43L42 101V104H40V103H36V101L34 102V100H36V98H38V96L40 97V96H42L43 94H42V91H41V87ZM175 87V88H173V87ZM192 86H194V87H192ZM263 86H264V84H263ZM262 86V87H263ZM12 87H14V88H12ZM39 87V88H38ZM49 87V88H48ZM62 87V88H61ZM129 87H131V88H129ZM134 87H136L135 89H133ZM153 87H154V89H153ZM155 87H156V89H155ZM200 87V88H199ZM207 87H208V89H207ZM7 88H8V90H7ZM10 88V89H9ZM19 88V89H18ZM21 88V89H20ZM57 88V89H56ZM109 90H108V89ZM115 88V89H114ZM167 88H168V90H167ZM182 88H183V90H182ZM192 89V90H190V89ZM195 88V89H194ZM197 88V89H196ZM229 89V90H227L228 92H226V89ZM22 89H24L25 90V92H23L24 90H22ZM31 89H32V91H31ZM39 89H40V92H39ZM45 91H44V90ZM121 89H123V90H121ZM159 89V90H158ZM173 89V90H172ZM181 89V90H180ZM223 89V90H222ZM12 90V91H11ZM18 90H21V92H22V94H24V95H22L21 94V92L19 93V91ZM32 92V96H31V92ZM36 90V92H37V94L34 92ZM50 90V91H49ZM114 90V92L113 93H115V94H113V93H111V91H113ZM116 90V91H115ZM153 90V91H152ZM155 90V91H154ZM157 90H158V92H157ZM225 90V91H224ZM235 90V91H234ZM239 90V91H238ZM5 91H7V92H5ZM14 91V92H13ZM16 91H18V92H16ZM62 91V92H61ZM89 91H91V92H89ZM105 91H107V92H105ZM132 92V91H134V92H132V93H128V92ZM152 91V92H151ZM188 91V92H187ZM192 91V93H190ZM222 91V92H221ZM3 92L5 93V95H3ZM26 92L28 93L29 92V94H26ZM75 92H76V94H75ZM94 92V93H93ZM106 94H105V93ZM123 92H125L124 94H123ZM169 92H172V94L171 93H169ZM199 92V93H198ZM19 93V94H18ZM79 93V94H78ZM93 93V94H92ZM98 93V94H97ZM110 93V94H109ZM122 93V94H121ZM128 93V94H127ZM153 93V94H152ZM156 93V94H155ZM180 93V94H179ZM240 93V94H239ZM18 94V95H17ZM21 94V95H20ZM94 95V96H90V95ZM107 94H109V95H107ZM113 96H112V95ZM117 94V95H116ZM130 94V96H128ZM133 94H136V95H133ZM151 94V95H150ZM159 96H158V95ZM175 94V95H174ZM177 94V95H176ZM195 96H194V95ZM226 94V95H225ZM242 94V95H241ZM26 95V96H25ZM62 95V96H61ZM97 95V96H96ZM99 95V96H98ZM153 95V96H152ZM171 95V96H170ZM181 95H183V96H181ZM228 95V96H227ZM5 96H7V97H5ZM13 96V97H12ZM14 96H16V98L14 97ZM23 96V99L24 100H26L27 101V105L25 104V102L26 101H24L23 99H21V97ZM25 96V97H24ZM108 96H110V97H108ZM114 96H116L117 97V99H114L113 97ZM131 96H133L132 98H131ZM151 96H152V99L150 100V98H151ZM161 96H162V98H161ZM182 98H181V97ZM234 96V97H233ZM5 97V98H4ZM19 97V98H18ZM93 98V99H91V98ZM115 97V98H116ZM130 97V98H129ZM149 97V98H148ZM171 97V98H170ZM192 97V98H191ZM201 97V98H200ZM7 98H8V100H7ZM10 98V99H9ZM15 98V99H14ZM25 98H27V99H25ZM74 98V99H73ZM83 97H81V99H82ZM176 98H177V100H176ZM187 98V99H186ZM197 98V99H196ZM237 98V99H236ZM7 101H5V100ZM31 101H30V100ZM34 99V100H33ZM71 99V100H70ZM80 99V98H79ZM87 101H86V100ZM114 101H113V100ZM133 100L132 102H131V100ZM155 99H158V100H155ZM160 99V100H159ZM195 99V100H194ZM230 101H229V100ZM75 100V101H74ZM95 100H96V102H95ZM101 100V101H100ZM109 100H111V101H109ZM183 100V101H182ZM199 100H201V101H199ZM4 101V102H3ZM18 101V102H17ZM24 101V102H23ZM34 103H33V102ZM90 101V102H89ZM94 101V102H93ZM137 101H138V103H137ZM156 101L157 102H159V103H156ZM193 101H194V105H192L193 104ZM198 101V102H197ZM204 101V102H203ZM229 101V102H228ZM6 102V103H5ZM17 102V103H16ZM103 102V105L101 104ZM154 102L156 103V105L154 104ZM183 104H182V103ZM185 102V103H184ZM195 102L197 103L196 105H195ZM15 103V104H14ZM67 103V104H66ZM77 103V104H76ZM90 103V104H89ZM95 103V104H94ZM189 103V104H188ZM198 103H200L201 105H199ZM204 103V104H203ZM1 104H3V106L1 105ZM24 104V105H23ZM28 104H30V105H28ZM37 104V105H36ZM39 104V105H38ZM44 104L46 105V108L47 109H50L49 111H51V113H49V111H47L46 109L44 110V109H42V111H44L43 113H42V111L41 110H38L40 107H42V106H44ZM62 104V105H63ZM86 104V105H85ZM88 104V105H87ZM105 104V105H104ZM218 104V105H217ZM18 105V106H17ZM25 105H26V107H25ZM74 105V106H73ZM93 105L95 106L94 107V110H92L93 109ZM112 105H114V107L112 106ZM157 105H158V108H156L157 107ZM190 105V106H189ZM232 105H234V106H232ZM24 106V107H23ZM30 106H31V111H29V108H30ZM37 106H39V107H37ZM77 106V107H76ZM92 106V107H91ZM105 106V108H103ZM120 106V107H119ZM132 108H131V107ZM187 106V107H186ZM192 106H194V107H192ZM18 109H17V108ZM36 107V108H35ZM80 107H82L83 109H86V107H90L91 108V112H92V114L93 113H95V114H93L92 116H94V115H96V116H94V120L96 119V117H97V119L99 120L100 119V121H102V123H99L100 121H98L97 119V121L95 120H93V121H91L90 120V118H87V119H85L84 117H80V115L77 113V110L80 108ZM192 107V109H190ZM198 107V108H197ZM236 107V108H235ZM21 108V109H20ZM25 108H27V109H25ZM45 108V107H44ZM64 108H66V109H64ZM98 108H100V109H98ZM223 108H225V109H223ZM12 109H15V112H14V110H12ZM82 109V110H83ZM150 109V110H149ZM183 109V110H182ZM5 110V111H4ZM17 110H18V112H17ZM24 110V111H23ZM64 112H63V111ZM99 112H98V111ZM109 110V111H108ZM121 110V111H120ZM135 110V111H134ZM150 112H149V111ZM193 111V112H190V111ZM217 110H218V112H217ZM22 111H23V113H22ZM25 111H28V114H29V118H25V117H28V114H27V112L26 113H24ZM34 111H36L37 113L39 112V114H41L42 113V115H44L45 116V118H44V116H42V115H40V117L38 116V114L36 113V112H34ZM105 113H104V112ZM222 111V112H221ZM224 111V112H223ZM227 111V112H226ZM230 111V112H229ZM45 112H46V114H48L47 116H46V114H45ZM48 112V113H47ZM53 112V113H52ZM57 112H59V113H57ZM69 112V113H68ZM98 114H97V113ZM106 112H108V113H110L109 115H107V113ZM138 112H140V113H138ZM197 112V113H196ZM210 112V113H209ZM32 115H31V114ZM64 115H63V114ZM121 113V114H120ZM131 113V114H130ZM224 113V114H223ZM68 114V115H67ZM129 114V115H128ZM209 114H210V116L211 117H209ZM50 115V116H49ZM75 115V116H74ZM131 115V117H129ZM136 115H139V116H142V118L145 120V122H146V125H145V127L147 128V130L144 132L143 130H142V127L141 126H136L137 128H134V129H128V127H126L127 125H125L126 123H125V121H123V120H128L129 118H133L134 116H136ZM215 116V118H213L214 116ZM221 116V118H220V116ZM22 116V117H21ZM25 116V117H24ZM31 116H32V118H31ZM49 116V117H48ZM59 118H58V117ZM63 116V117H62ZM98 116H100V118H98ZM106 116V117H105ZM108 116V117H107ZM151 116V117H150ZM219 116V117H218ZM1 117H3V118H1ZM33 117H36V118H33ZM67 117V118H66ZM72 117V118H71ZM112 117V118H111ZM125 117H127V118H125ZM147 117V118H146ZM168 117V118H167ZM205 117H208V119L207 118H205ZM40 118L41 119V122H39L40 121V119L38 120V119ZM64 118V119H63ZM71 118V119H70ZM83 118V121L81 120ZM125 118V119H124ZM167 118V119H166ZM210 118V119H209ZM2 119V120H1ZM19 119V120H18ZM70 119V120H69ZM166 121H165V120ZM169 119V120H168ZM170 119H171V121H170ZM185 119H187L188 120V123H187V120H185ZM217 119V121H215ZM222 119V120H221ZM259 119H261V120H259ZM259 121H262V120H264V117H259ZM4 120H5V122H4ZM12 120H14L13 121V123L15 124H13V123H11L12 122ZM16 120V121H15ZM18 120V121H17ZM24 120L26 121V120H28V122L29 123H31L32 122V124H33V128H34V126H35V128L33 129L32 128V124H28V122L26 121V122H24ZM36 120L38 121V125L40 124L41 126H40V128H39V126L38 125H36ZM67 120V121H66ZM88 122H87V121ZM185 122H184V121ZM204 120H205V122H206V126H205V123H204ZM31 121V122H30ZM66 121V122H65ZM89 121H91V122H89ZM111 121V123L109 124V123H107V122H110ZM119 121V122H118ZM121 121H123V122H121ZM165 121V122H164ZM173 121V122H172ZM214 121H215V123H214ZM220 122V123H217V122ZM8 122V124H9V126H8V128H6L7 127V124L5 125L4 123H7ZM19 122V123H18ZM22 124H21V123ZM83 122H85V124H83ZM95 122V123H94ZM106 122V123H105ZM114 122V123H113ZM121 122V123H120ZM176 122V123H175ZM210 122V123H209ZM72 123V124H71ZM100 125H99V124ZM125 123V124H124ZM171 123V124H170ZM174 123V124H173ZM185 123V124H184ZM191 123V124H190ZM13 124V125H12ZM17 124V125H16ZM26 124V125H25ZM57 124V125H56ZM76 124H78V125H76ZM104 124V125H103ZM189 124H190V126H189ZM18 125L20 126V127H18ZM23 125V126H22ZM29 125V126H28ZM30 125H31V127H30ZM67 125H69V126H67ZM92 125H94L93 127H92ZM111 125V126H110ZM121 125V126H120ZM124 125H125V127L127 128V129H125V127H124ZM174 125V126H173ZM200 125V126H199ZM214 125V126H213ZM217 127H216V126ZM15 126H17V129L18 130H16V127ZM26 126H28L27 128H26ZM38 126V127H37ZM66 126V127H65ZM78 126H80V127H78ZM91 126V127H90ZM99 126V127H98ZM118 126V127H117ZM180 126H181V128H180ZM203 126H204V129H203ZM24 127V128H23ZM37 127V128H36ZM56 127V128H55ZM69 127H71V128H69ZM97 127H98V129H97ZM114 127V129H112ZM120 127V128H119ZM20 128V129H19ZM68 129L69 128V130H68V132H65L66 130L65 129ZM75 130H77V132H75L74 133V129ZM4 129V130H3ZM23 129V130H22ZM29 129V130H28ZM36 129V130H35ZM71 129H73V130H71ZM95 129V130H94ZM118 129V130H117ZM153 129V130H152ZM166 129H167V131H166ZM179 129H180V131H179ZM216 129V130H215ZM14 130H16V131H14ZM61 130H62V132H64V133H62L61 132ZM84 130V131H83ZM87 130V131H86ZM123 130V131H122ZM126 130V131H125ZM134 130H136L135 132H134ZM138 130V131H137ZM152 130V131H151ZM210 130V131H209ZM2 131V132H1ZM22 133H21V132ZM25 131V132H24ZM31 131H33L34 133H32ZM70 131H73V133H71V134H69V132ZM98 131H100V132H98ZM125 131V132H124ZM139 131H143L141 134H140V132ZM161 133L162 131V134L160 135V133ZM223 131V130H222ZM257 131L258 130H256L255 132H256V134L258 135V137L256 136L255 137V135L253 136L254 137V139H253V137L251 138V137H249L250 138V140L249 141H247L249 138H244V137H242L243 139L240 141V138H236L237 139V141L239 142H241L242 144H243V141L245 142V144H247L248 142V144H250L251 145V148H252V150L255 148L256 150L254 151L255 153L257 152V150H258V148H257V146L255 147L254 146V144H252V143H257V140H262V141H264V137L262 136V133H263V130H261V135H260V133L258 132L257 133ZM8 132H10V133H8ZM12 132H14V134L12 133ZM28 132V133H27ZM29 132H31V133H29ZM61 132V133H60ZM85 132H87V133H85ZM121 132V133H120ZM124 132V133H123ZM166 134H165V133ZM191 132V133H190ZM8 133V134H7ZM19 133V134H18ZM84 133V135H82ZM190 135H189V134ZM220 133V135L218 136V134ZM15 135L14 137L12 136V135ZM62 134V135H61ZM107 134H108V136H107ZM132 134V135H131ZM150 134V135H149ZM159 134V135H158ZM204 134H205V137H204ZM5 135V136H4ZM34 135V136H33ZM42 135H43V137H42ZM65 135H67L66 137H68V136H70V137H68V138H70L71 139V137L72 138H74L75 140L77 139H79V137L81 138V139H83L84 141H87V145H86V147L88 148V147H90V148H94V150H93V152L95 153H93L91 156L93 157V159H91L90 160V162H88L87 163V165H86V163H84V165H82V167H81V170L78 172L77 170H75L74 169V164H73V161H74V159H73V157L71 156V155H68V150L70 149V146L73 144V142H71V141H74V139H72L71 141H70V139H64V138H66V137H64ZM143 135V136H142ZM193 137H192V136ZM64 138H63V137ZM74 136V137H73ZM79 136V137H78ZM111 136H113V137H111ZM115 136V137H114ZM124 136V137H123ZM126 136H128V137H126ZM134 136L136 137H138V138H134ZM150 136V137H149ZM164 136V137H163ZM166 136V137H165ZM176 136V137H175ZM203 136V137H202ZM208 136V137H207ZM218 136V137H217ZM262 138H261V137ZM3 137H6L7 139H6V141H5V138H3ZM9 137V138H8ZM28 137V138H27ZM34 137V138H33ZM49 137L52 139V140H50L49 139ZM59 137V138H58ZM110 137H111V139H110ZM142 137H143V139H142ZM148 137V138H147ZM27 138V140H23V139H26ZM33 138V139H32ZM62 138H63V140H62ZM97 138H99V140H97ZM121 138H123L124 140H125V142L126 143H124V140L122 141V139ZM133 138H134V140H133ZM155 140H154V139ZM217 138V139H216ZM3 139V140H2ZM9 139H11V140H9ZM30 139V140H29ZM89 141H88V140ZM142 139V140H141ZM145 139H147L148 141L146 142V140ZM169 139V140H168ZM171 139V140H170ZM183 139V140H182ZM239 139V140H238ZM245 139V140H244ZM7 140H9V142H7ZM58 142V144H60L61 142H66V144L65 143H63V145H64V147L63 146H59V147H63V149H61V148H59V147H57L58 145H56V147H55V144L57 143L56 141ZM59 140H61V142L59 141ZM64 140H67V141H64ZM109 140V141H108ZM110 140H112V141H110ZM116 140V141H115ZM155 141V142H152V143H150V141ZM208 140V141H207ZM15 143H14V142ZM18 141V143H16ZM48 141H55V143L53 142V144H54V146H53V148H54V150H53V148L51 147L53 144L52 143H47ZM103 141V142H102ZM114 141V142H113ZM137 141H140V142H137ZM185 142V143H181V142ZM247 141V142H246ZM6 142V143H5ZM27 143L28 144V146L25 144V143ZM35 142V143H34ZM69 142V143H68ZM71 142V143H70ZM89 142V143H88ZM91 142V143H90ZM115 142H118V144L117 143H115ZM128 142V143H127ZM129 142H131V143H129ZM135 142V143H134ZM218 142V141H217ZM236 142V141H235ZM252 142V143H251ZM134 143V144H133ZM147 143V144H146ZM154 143V144H153ZM158 143V144H157ZM168 143V144H167ZM202 143H205L206 145L208 144V146H206L205 144H203L204 146L202 147ZM241 143H239V145H238V143L236 144L237 145V147L239 148H237L236 147V150H239V152H240V150H241V152L240 153H242V150H244V148L245 147H242V145H241ZM2 144H4V145H2ZM9 144H12L11 146L9 145ZM15 144H17V145H15ZM21 144H23V145H21ZM33 144V145H32ZM51 144V145H50ZM90 144V145H89ZM108 144H110V146L108 145ZM150 144V145H149ZM151 144H152V146H151ZM156 144V145H155ZM161 144V145H160ZM166 144V145H165ZM173 144H175L176 146H174ZM185 146H184V145ZM190 144V146H188ZM192 144H193V146H192ZM20 145V146H19ZM45 145H46V147H48L49 148V150H48V148H46L45 147ZM61 145H62V143H61ZM65 145L67 146V147H65ZM105 145H107L106 146V148H105ZM132 146V148H130L129 146ZM147 146L148 148H145V146ZM170 145H172L173 146V149L172 148H170L171 146ZM244 145V144H243ZM2 146V147H1ZM5 146L6 147H9V149L8 148H5ZM144 146V147H143ZM159 146V147H158ZM184 146V147H183ZM201 146V147H200ZM27 147V148H26ZM69 147V148H68ZM103 147L105 148V150L106 151H104V149H103ZM123 147V148H122ZM127 147V148H126ZM150 147V148H149ZM175 147V148H174ZM179 147H180V150H179ZM181 147L183 148L182 150H181ZM199 147V148H198ZM204 147V148H205ZM240 147H242V149L240 148ZM22 148V149H21ZM52 148V149H51ZM57 148H59V149H57ZM144 148H145V150H144ZM152 148H153V152H154V154L155 155H153L152 153ZM157 148V149H156ZM2 149H4L3 151H2ZM24 149V150H23ZM97 149H98V151H97ZM101 149V150H100ZM107 149H109V150H107ZM125 149H127V150H125ZM148 149V151H147V153L149 154L150 152H152V153H150V156H148L147 154H145V152H146V150ZM165 149H168V150H165ZM188 149V150H187ZM196 149V150H195ZM199 149V150H198ZM18 150H20V151H18ZM50 150H52L54 153L56 152V155L54 154V156H53V152H51ZM59 150H61V151H59ZM104 152H103V151ZM130 150V151H129ZM142 150V151H141ZM156 150V151H155ZM164 150L166 151V152H164ZM13 151V152H12ZM44 151V152H43ZM46 151H47V155H46ZM57 151H59L58 153H59V155H58V153H57ZM124 151L125 152H128V153H124ZM133 152L134 154H135V157L133 156L134 154H132V153H130V152ZM145 151V152H144ZM159 151V152H158ZM167 151H168V153H167ZM13 153V155H12V153ZM19 152V153H18ZM49 152H51V153H49ZM138 152V153H137ZM141 152V154H139ZM144 152V153H143ZM164 154H163V153ZM38 153L40 154V155H38ZM45 153V154H44ZM62 153V154H61ZM100 153V154H99ZM138 155H137V154ZM22 154H23V156H22ZM42 154V155H41ZM63 156V157H61V155ZM64 154H65V156L66 155H68V157L66 156H64ZM97 154V155H96ZM132 154V155H131ZM191 154V155H190ZM115 155H116V157H115ZM123 157V158H121V156ZM124 155H126V156H128V157H126V156H124ZM137 155V156H136ZM141 157H140V156ZM163 155V156H162ZM169 155V156H168ZM190 155V156H189ZM193 155V156H192ZM258 155H260L259 153H258ZM257 155V156H258ZM6 158H5V157ZM18 156H19V158H18ZM45 156V157H44ZM57 156V157H56ZM59 156V157H58ZM99 156V157H98ZM101 156V157H100ZM120 156V157H119ZM131 158H130V157ZM133 156V157H132ZM138 156L140 157V159H138ZM153 156H155L154 158H153ZM160 156V157H159ZM165 156H168V157H166L165 158ZM185 156V157H184ZM255 157V158H253L255 161H257V166H262V168L264 167V154H262V155H260L261 157H262V159H261V157L260 156H258V157ZM39 158V159H36V158ZM50 157H53V158H57V160H55V159H53V158H50ZM60 157H61V159L62 160H60ZM69 157H70V159H69ZM91 157V158H92ZM95 157V158H94ZM96 157H98V158H96ZM108 157H110V158H112L113 157V159H111L110 161H109V158ZM143 157V158H142ZM151 159H150V158ZM175 157V158H174ZM184 157V158H183ZM188 157V158H187ZM191 157H193V159L191 158ZM254 157V156H253ZM117 158H118V161H117ZM152 158H153V160H152ZM192 159V160H190V159ZM16 159H17V162H16ZM53 159V160H52ZM65 161H64V160ZM66 159H68V162L66 161ZM95 159H97V161H100V160H102V159H104V161L102 162V161H100V163H94V162H92V160L93 161H95ZM121 159H123V160H121ZM127 159V161L129 162V163H126L125 162V164H126V166H125V164H124V161ZM129 159V160H128ZM144 159V160H143ZM158 159V165L160 166V167H158V165H156V160ZM167 159V160H166ZM174 161H173V160ZM177 159L180 161H177ZM181 159L182 160H184V161H182V163H181ZM189 159V160H188ZM260 159V160H259ZM53 161V163L56 161V163H54V164H52L50 161ZM55 160V161H54ZM60 160V161H59ZM170 160H171V162H170ZM175 160H176V162H175ZM185 160H188L187 162L185 161ZM35 161V162H34ZM38 163H37V162ZM58 161V162H57ZM63 161V162H62ZM111 161H113V162H111ZM164 161V162H163ZM169 161V162H168ZM260 161L263 163H260ZM7 162H8V164H7ZM42 162V163H41ZM108 162H111V167H110V163H108ZM122 162H123V164H122ZM51 163V164H50ZM58 163H62V166L64 165V163L67 165V166H64L65 167V169L64 170H62V168L60 167L61 165H58ZM69 163H71L70 165H69ZM180 163V164H179ZM188 163V164H187ZM258 163H260V164H258ZM11 164V165H10ZM33 164H35V165H33ZM98 164V165H97ZM99 164H101V165H103L102 167H101V165H99ZM117 164V165H116ZM128 164H130L129 166H130V168L131 167H134L135 168V170H133L132 168L130 169L129 168V166H128ZM163 164V165H162ZM165 164V165H164ZM170 164V165H169ZM171 164H173V165H171ZM183 168H181V170L180 171H178L179 169V165ZM184 164L186 165V167L184 166ZM32 165V166H31ZM42 165V166H41ZM58 165V166H57ZM71 165H73V166H71ZM89 165V166H88ZM96 165V166H95ZM107 165H108V168H107V170L106 169H104L105 167H107ZM167 165V166H166ZM184 167H183V166ZM17 166V167H18ZM26 166V167H25ZM44 166H45V168H44ZM51 166V167H50ZM70 166H71V170H72V168H73V170L71 171L70 170ZM84 166V167H83ZM115 166V167H114ZM156 166H157V168H156ZM165 166V167H164ZM175 166H178V167H175ZM37 167H38V169H37ZM51 169H50V168ZM53 167H58L57 169L55 168V170L57 171V170H60V173H59V171H57V173H56V171H54L55 172V174L53 173V175L54 176H56L55 178H54V176L52 175V168ZM103 168L104 170H106V171H108L110 174H106L104 177H105V179H104V177H100V176H98V175H100V173H101V176H103L105 173H106V171H103V169L102 170H100V169H98V168ZM113 167V169H112V171H111V168ZM124 167H126L127 168V170H129V172L126 170V168L124 169ZM166 167H170L169 168V171H168V168H166ZM171 167H173V168H171ZM48 168V169H47ZM61 168V169H60ZM87 171V169H88V173L84 170V169ZM129 168V169H128ZM152 168V167H151ZM160 168V169H159ZM161 168H164V169H161ZM175 168H177L178 170L177 171H175ZM261 168V167H260ZM32 169H33V171H32ZM54 169V168H53ZM96 169H98V170H96ZM141 169V171H143V168H140ZM158 169V170H157ZM44 170H46V171H44ZM66 170V171H65ZM69 170V171H68ZM84 170V171H83ZM126 170V171H125ZM167 170V171H166ZM0 171V172H1ZM37 171V172H36ZM65 171V172H64ZM77 171V172H76ZM96 171H98V175H97V172ZM115 173H114V172ZM140 171V174H141V176L139 175L138 176V173L136 174V175H134L133 176V180H132V182H136L135 183V186L137 185V183H140L139 182V179L141 180V177H142V172ZM158 171H161V172H159L158 173ZM170 171H173V173L171 172V174H169L170 173ZM47 173V175H46V173ZM49 172V173H48ZM71 173V172H76L75 174H74V176L72 177V175L71 174H68V173ZM92 174H91V173ZM104 174H103V173ZM125 172V174H126V172H128L129 174H126L125 176H124V173ZM132 172V173H131ZM163 172V173H162ZM166 172H168V173H166ZM175 172V173H174ZM67 173V174H66ZM79 173V174H78ZM81 173V174H80ZM82 173H84V174H82ZM119 173H120V177H119ZM157 173V174H156ZM162 175H161V174ZM167 174V176H165V175H163V174ZM191 173V174H190ZM254 173V174H253ZM59 174L62 176H59ZM95 174V175H94ZM117 176L116 174H118V177H119V179H115V176ZM122 174V175H121ZM151 174V175H152ZM159 174V175H158ZM173 174V175H172ZM177 174H179L178 176L180 177V178H184V180L183 179H181V180H179V178L177 177ZM50 175V176H49ZM71 175V176H70ZM95 177H94V176ZM98 176V178H97V176ZM156 175L157 176H159V177H156ZM161 175V176H160ZM169 175V176H168ZM183 175V176H182ZM189 175V176H188ZM258 175V176H257ZM53 176V177H52ZM59 176V178H57ZM69 176V177H68ZM89 176H90V178H89ZM93 177V179H92V177ZM106 176L107 177H112V179L113 180H111V178L109 179V178H106ZM122 176H124V177H122ZM175 176V177H174ZM187 176V177H186ZM65 177V178H64ZM66 177H68V178H66ZM76 179H75V178ZM114 177V178H113ZM136 177H140V178H138V179H136ZM162 177V178H161ZM164 177V178H163ZM190 177V178H189ZM257 177V178H256ZM51 178V179H50ZM57 178V179H56ZM78 178H80V179H78ZM87 178H89L90 180L88 181V179ZM95 178H97V179H99V180H97V179H95ZM123 178H124V180H123ZM160 178V179H159ZM176 178V179H175ZM239 178V179H238ZM261 178V179H260ZM28 179L30 180V182H32L33 181V179L32 178H30V177H28ZM32 179V180H31ZM101 179H103V180H101ZM136 179V180H135ZM178 179V180H177ZM233 179H234V182H233ZM49 180H52L53 182H50ZM64 180V181H65ZM79 180V181H78ZM101 180V181H100ZM105 180V181H104ZM129 181H130V179H128ZM148 180V179H147ZM168 180H169V182L171 183V181L174 183V184H170L169 182H168ZM242 180H243V182H242ZM249 180H250V182H249ZM253 180V181H252ZM64 181H62V182H64ZM105 183H104V182ZM112 181H114V182H112ZM122 181H121V183H122ZM138 181V182H137ZM149 181V180H148ZM179 181V182H178ZM50 182V183H49ZM93 182H95L94 184H92ZM97 182V183H96ZM101 183V184H99V183ZM143 182H145V180L143 179ZM142 182V183H143ZM244 182H245V184H244ZM47 183H49L50 185H52V186H50L49 184H47ZM84 183V184H83ZM87 183V184H86ZM110 183V184H109ZM155 184V182L153 183V184H155V185H158V184ZM168 183V184H167ZM115 184H117V185H115ZM242 184V185H241ZM10 186V187H8V188H6V186ZM47 185V187H45ZM94 187H93V186ZM100 185V186H99ZM108 185V186H107ZM112 185V186H111ZM147 185L149 186L150 184H149V182L147 183ZM219 185V186H218ZM240 185H241V187H240ZM52 188H50V187ZM92 186V187H91ZM106 186V187H105ZM111 186V187H110ZM116 186V187H115ZM148 186H147V188L145 187V190H143L142 191V188L140 189L139 188V192L141 193V194H144V195H146L147 194V189H148ZM192 187V188H190V187ZM194 186V187H193ZM208 186V185H207ZM230 188H229V187ZM244 186V187H243ZM12 187V188H11ZM98 187V188H97ZM102 187H103V189L105 190H101L102 189ZM108 187V188H107ZM176 187V186H175ZM190 188V189H188V188ZM201 189H200V188ZM221 187V188H220ZM20 188V189H19ZM22 188V189H21ZM47 188H49V189H47ZM75 188H76V186H75ZM93 189V191L95 192L96 191V193H94L95 195H93V194H91V191H92V189ZM118 188V189H117ZM121 188V189H120ZM124 188V189H123ZM137 188V187H136ZM167 188H169V187H167ZM183 188H186V190H191V191H189V192H191V194H189V192H188V194H184V193H186L187 191H185V189H183ZM220 188V189H219ZM245 190H244V189ZM6 189H9L8 191H10L11 193H15L16 194V196L13 198V199H10L9 197H8V195L5 193H1V192H5V191H7ZM12 189V190H11ZM97 189H98V191L100 192L101 191V193H98V191H97ZM115 189V190H114ZM120 189V190H119ZM201 191H199V190ZM208 189L210 190V191H208ZM239 189V190H238ZM21 190V191H20ZM49 190H51L50 191V193L51 194H54V195H51V194H49ZM88 190H91V191H88ZM115 192H114V191ZM116 190H118V192L119 191H121L120 193L122 194H120V193H116ZM125 192H124V191ZM196 190V191H195ZM223 190H224V193L225 192H227V193H225V196H224V193H223ZM240 190H242V191H240ZM54 193H53V192ZM88 191V196H89V198L88 199H85V198H87L88 196H87V194H86V192ZM93 191H92V193H93ZM104 193H103V192ZM113 191V192H112ZM124 193H123V192ZM202 191H204V193L202 192ZM208 191V192H207ZM218 191V192H217ZM234 191V192H233ZM236 191V192H235ZM21 192V193H20ZM111 192V193H110ZM142 192H144V193H142ZM149 192V191H148ZM168 192H170V194H168ZM197 192H199L198 193V195H197ZM211 192V193H210ZM217 192V193H216ZM230 192V193H229ZM234 194H233V193ZM239 192H240V195H239ZM243 192V193H242ZM103 193V194H102ZM173 193V194H172ZM233 195H232V194ZM251 193V194H250ZM19 194V195H18ZM101 194V195H100ZM112 194V195H111ZM113 194H115V195H117V196H115V197H113ZM167 194H168V196L169 197H167ZM172 194V195H171ZM195 196H194V195ZM202 194V195H201ZM203 194H204V197H203ZM211 194H214V195H212L211 196ZM218 194V195H217ZM230 194H231V196H230ZM51 195V196H50ZM55 195H57L58 196V198L57 197H55ZM100 195V196H99ZM105 196V198H104V196ZM193 195V196H192ZM201 196V198H200V196ZM227 195V196H226ZM237 195V196H236ZM42 196V197H41ZM46 196V197H47ZM147 196V195H146ZM189 196H191L190 198L191 199H193L192 201H191V199L189 198ZM222 196H224L223 198H221ZM234 196H236V197H233ZM253 196H255V198L253 197ZM3 197H5V198H3ZM21 197V198H20ZM40 197L42 198L41 200H40ZM50 197V198H49ZM101 197H103V198H101ZM172 197V198H171ZM174 197V198H173ZM194 197V198H193ZM198 197V199H196ZM210 197H211V199H210ZM216 197V198H215ZM220 197V198H219ZM227 197H230V199L229 198H227ZM19 198V199H18ZM109 197H107V202H108V204L111 206V205H113L115 202H111V199H110ZM113 198H115V199H113ZM147 198H148V196H147ZM170 198V199H169ZM180 198H182V197H180ZM200 198V199H199ZM206 198H208V199H210L211 201H213V202H211L210 200H208V199H206ZM219 198V199H218ZM248 198V199H247ZM251 198V199H250ZM5 199V200H4ZM35 199H37V200H39V201H36ZM57 199V200H56ZM149 199V198H148ZM147 199V200H148ZM190 201H189V200ZM214 199V200H213ZM222 199L224 200L223 202H221L222 201ZM229 199V200H228ZM247 199V200H246ZM34 200V201H33ZM75 199L74 198H72V202L74 201ZM77 200V199H76ZM75 200V201H76ZM90 200V201H89ZM110 200V201H109ZM178 200H180V203H178L179 201ZM183 202H182V201ZM225 200H227V203H226V201ZM251 200V201H250ZM257 200V201H256ZM33 201V202H32ZM46 201H48V200H46ZM185 201V202H184ZM189 203H188V202ZM202 201H204L203 203H202ZM249 201V202H248ZM36 202H37V205H36ZM44 204H43V203ZM116 202H117V200H116ZM172 202V204H170ZM192 202V203H191ZM207 203V205H204V203ZM215 202V203H214ZM216 202H218V203H216ZM252 202V203H251ZM263 202V203H262ZM16 203H18V205L16 204ZM21 203H22V205H21ZM164 203V204H163ZM166 203H167V206L168 205H170V207L168 208L167 206H166ZM177 204L178 203V205H175V207L174 208H172L173 206H174V204ZM187 203V204H186ZM191 203V204H190ZM197 203V204H196ZM205 203V204H206ZM209 203V204H208ZM210 203H212L211 205H210ZM251 203V204H250ZM35 204V205H34ZM40 204H43V205H41V207H44V209L43 208H41L39 205ZM49 204V206L50 205H52V207L54 208V210H56V211H53V208L50 206V208L49 207H47V205ZM58 204V205H57ZM180 204V205H179ZM188 204L189 205H191V206H188ZM192 204H195V205H197V206H192ZM233 204V205H232ZM243 204H246V205H248L249 207H246V205L244 206ZM256 204V205H255ZM225 205V206H224ZM232 205V206H231ZM241 205V206H240ZM10 206H12V207H10ZM24 206V207H23ZM46 206V207H45ZM210 206H213V207H210ZM219 206H222V208L221 207H219ZM230 206V207H229ZM233 206L236 208V210H235V208H233ZM244 206V208H242ZM7 207H9L8 209H7ZM31 209H30V208ZM187 207V208H186ZM190 207H192V208H190ZM246 207V208H245ZM12 208H16V209H18V210H14V209H12ZM35 208V209H34ZM39 208H40V210H39ZM45 208H47V209H45ZM167 208L168 209H170V210H167ZM172 208V209H171ZM239 208V209H238ZM240 208H242V209H240ZM250 208V209H249ZM30 209V210H29ZM38 209V210H37ZM77 209V208H76ZM201 209V210H200ZM231 209V210H230ZM244 209H245V211L248 209V211H244ZM7 210V211H6ZM12 211V212H14V211H16V212H14V213H9V211ZM26 210V211H25ZM37 210V211H36ZM43 210H45V211H43ZM172 210V211H171ZM175 210V211H174ZM218 210V211H217ZM221 210V211H220ZM228 210L230 211V212H228ZM243 210V213H241V211ZM249 210H251L252 211V213H250L251 211H249ZM3 211L5 212V213H3ZM40 213H39V212ZM52 211V212H51ZM188 211V212H187ZM191 211V213L193 214H191V215H188V214H190L189 212ZM203 211V212H202ZM208 211L210 212V213H208ZM211 211H213V212H211ZM224 211V212H223ZM231 211H232V213H231ZM36 212V214H34ZM61 212V213H60ZM163 212V213H162ZM167 213L168 215L166 216L164 213ZM178 212V213H177ZM220 212H222V213H220ZM27 213V214H26ZM45 213V214H44ZM46 213H47V217L45 216L46 215ZM50 213V214H49ZM52 213H54L55 215H53ZM205 213V214H204ZM221 215H220V214ZM252 214L253 216H251L250 214ZM12 214H13V216H12ZM16 214V215H15ZM40 214V215H39ZM41 214H43L44 216H45V218L43 219V220H46L47 219V222H46V225H48L49 223V225H48V227L46 226V225H43L42 223H41ZM172 214V215H171ZM212 214V215H211ZM222 214H223V216H222ZM7 215V216H6ZM33 215V216H32ZM35 215V216H34ZM49 215V216H48ZM163 215V216H162ZM189 216V218H193L194 220L192 221V219H188V216ZM199 216L197 219H195V217L196 216ZM208 215H210V216H208ZM233 215V216H232ZM246 215H248V216H246ZM20 216V217H19ZM23 216V217H22ZM50 216H51V218H50ZM55 216H57L56 218H58V220L56 219V218H54ZM160 216V217H159ZM185 217L186 219H187V221H183V217ZM193 216H195V217H193ZM204 216H206V218L204 217ZM52 217L54 218L53 219V221L55 222H53L52 221ZM162 217L164 218V219H162ZM174 217V218H173ZM182 219H181V218ZM201 217H202V219H201ZM204 217V218H203ZM207 217H209L210 218V220H209V218H207ZM228 217V218H227ZM236 217V219H234ZM248 219H247V218ZM3 218V219H2ZM21 221L22 219V221L20 222L18 219ZM21 218V219H20ZM49 218L51 219V221L54 223V225H53V223H51L50 221H48L49 220ZM161 218V219H160ZM172 218V219H171ZM175 218H176V220H175ZM199 218H200V220H199ZM213 218V219H212ZM215 218L217 219V220H215ZM230 218V219H229ZM257 218V219H256ZM260 218V219H259ZM30 219H32V220H30ZM169 219V220H168ZM239 219H241V221L243 220L244 222H242V225H241V223H239L240 222V220ZM4 220V221H3ZM10 220V221H9ZM12 220V221H11ZM40 220V222H39V224H37L38 223V221ZM149 220H152L153 221V219L152 218H149L148 219V221ZM180 220H181V222H180ZM185 220V219H184ZM188 220H190L189 222H188ZM208 220V221H207ZM239 220V221H238ZM248 221V223H245V222H247ZM254 220V221H253ZM3 221V222H2ZM26 221V223L28 224V226L29 227H35V232L37 231V233L38 234H36L35 232L34 233H32L33 232V230H31V228L30 229H28V227H27V229H28V231L26 230V227L25 226H27V224L25 225L24 224V222ZM28 221V222H27ZM34 222V221H37L36 223L34 222V224L32 223L31 224V222ZM57 221V222H56ZM62 221V224L60 223ZM153 221V224H157L156 222H154ZM173 221V222H172ZM179 221V222H178ZM191 221H192V223H191ZM201 221H202V223H201ZM207 221V222H206ZM232 221V222H231ZM6 222V221H5ZM17 222H19L18 223V225H17ZM188 222V223H187ZM206 222V223H205ZM221 222H222V224H221ZM231 222V223H230ZM235 222V223H234ZM0 223V224H1ZM23 223V224H22ZM183 223V224H182ZM219 223V224H218ZM229 223V224H228ZM240 225H239V224ZM250 223V224H249ZM260 224V225H258V224ZM30 224L31 225H33V226H30ZM41 224V226H39ZM51 224L53 225V227H51ZM56 224H58V225H56ZM158 224H159V222H158ZM200 224V225H199ZM220 224H221V226L223 225L224 227H220ZM238 224V225H237ZM2 225V224H1ZM36 225V226H35ZM60 225V226H59ZM196 226V228L195 227H192V226ZM198 225V226H197ZM202 225V226H201ZM206 225V226H205ZM228 225V226H227ZM229 225H230V227H229ZM235 225V226H234ZM236 225L238 226V227H236ZM248 225H249V227H248ZM251 225H254V226H252V227H250ZM255 225H256V228H255ZM263 227H262V226ZM25 228H23V227ZM45 226H46V229H44L45 228ZM56 226V227H55ZM58 226V227H57ZM226 226L229 228H226ZM242 226H243V228L245 227V228H252V230L250 231V229L249 230H247V229H243L242 228ZM262 228H261V227ZM1 228H3L2 226H0ZM39 227H40V229H39ZM42 227H43V229H42ZM203 227V228H202ZM205 227H207V228H205ZM231 227H233V228H231ZM242 228V230H241V228ZM23 228V229H22ZM49 228V229H48ZM53 229V232H52V230L51 229ZM185 230H184V229ZM187 228V229H186ZM205 228V229H204ZM209 228V229H208ZM221 228V230H219ZM237 228H239V230L237 229ZM259 228V229H258ZM33 229V228H32ZM42 229V230H41ZM48 229V230H47ZM174 229V230H173ZM179 229V230H178ZM196 229H198V230H196ZM203 229V230H202ZM206 229H207V231H206ZM228 229V230H227ZM231 229H236L235 231L233 230V232H232V230ZM255 229H257L258 230V232H254V231H257V230H255ZM23 230V231H22ZM31 230V231H30ZM51 230V231H50ZM177 230V231H176ZM206 232H205V231ZM218 232H217V231ZM227 230V231H226ZM260 230V231H259ZM21 231V232H20ZM29 231H30V235H29ZM44 231V232H43ZM45 231H47V232H45ZM178 231L180 232V231H183V232H180V233H178ZM186 231V232H185ZM190 231H192V232H190ZM201 231V232H200ZM222 231V232H221ZM241 231H246L247 233H245L244 234V232H241ZM249 231V232H248ZM25 234H23V233ZM28 232V233H27ZM187 232H190V234H188ZM225 232V233H224ZM229 232H231V233H229ZM242 234L241 236L240 235H237V234ZM250 232H251V234H250ZM32 233V234H31ZM40 233V234H39ZM44 233V234H43ZM171 233V234H170ZM183 233V234H182ZM226 233H229V235L228 234H226ZM256 235V236H254V234ZM261 233H262V235H261ZM35 234V235H34ZM41 234H42V236H41ZM46 234H48V235H46ZM192 234V235H191ZM233 234V235H232ZM234 234H236V235H234ZM244 234V235H243ZM32 235V236H31ZM36 235H37V237H38V235H39V239L36 237ZM50 235V236H49ZM185 235H189V236H187V239H188V241H186V237H183V236H185ZM228 235V236H227ZM48 236V237H47ZM231 238H233V239H229L230 237ZM237 236V237H236ZM240 238H239V237ZM243 236V237H242ZM247 236V237H246ZM252 236V237H251ZM259 236V240H260V237ZM24 237V238H25ZM30 237V239H28ZM46 237V238H45ZM163 237V238H162ZM182 237H183V239L185 240H183L182 239ZM32 238V239H31ZM40 238H43V239H41L40 240ZM52 239V241H48V242H46L48 239L49 240H51ZM57 238H58V240H57ZM148 238V239H147ZM151 238V239H150ZM237 238V239H236ZM243 240H242V239ZM54 239V240H53ZM161 239V240H160ZM239 239V240H238ZM241 239V240H240ZM231 240H233V241H231ZM237 240V241H236ZM67 241H68V239H66V241L65 242H63L64 244L63 245H67ZM147 241H149V243L147 242ZM160 241H162L163 242V244H161L162 242H160ZM184 241V242H183ZM45 242V243H44ZM52 242V243H51ZM157 244H156V243ZM233 242V243H234ZM45 244L44 245V248H43V246H42V244ZM154 243H155V245H154ZM181 243V245H179ZM185 243V244H184ZM227 243L225 244V245H227ZM247 243H249V242H247ZM48 245V246H47ZM147 245V246H146ZM152 245V246H151ZM174 245V246H173ZM177 245H179V246H182L181 247V249H183V250H177V247L179 248V246H177ZM41 247V249H39L40 247ZM64 246V247H65ZM67 246H69V247H66V248H70V245H67ZM133 246V247H132ZM141 246V248H139ZM173 246V247H172ZM229 246V245H228ZM228 246H226V248L228 247ZM2 247V246H1ZM49 249H48V248ZM51 247V248H50ZM148 247V248H147ZM167 247H168V249H167ZM257 247V248H256ZM256 247H254V249L252 250L253 251V254H255V252H258V254H260L261 253V251H257V250H259L260 249V247L257 245ZM259 247V248H258ZM43 248V249H42ZM71 248H72V246H71ZM120 248H121V245H120ZM146 248V249H145ZM166 248V249H165ZM188 250H187V249ZM49 251H48V250ZM52 249V250H51ZM129 249H131V250H129ZM134 249V250H133ZM156 249V250H155ZM173 249V250H172ZM176 249V250H175ZM185 249H186V251H185ZM203 249H206V252H205V255L202 253L203 251H205V250H203ZM211 250L212 252L211 253H209L207 250ZM43 250H45V252L43 251ZM125 250H127V251H129V252H125ZM137 250V251H136ZM159 250V251H158ZM162 250V251H161ZM170 250H172V253H170ZM197 250V251H196ZM256 250V251H255ZM38 251H39V253H38ZM135 251V252H134ZM152 251V252H151ZM161 251V252H160ZM182 251H183V253H182ZM189 251V252H188ZM195 251V252H194ZM216 251V252H215ZM255 251V252H254ZM43 252V253H42ZM125 252V253H124ZM179 252V253H178ZM193 254H192V253ZM208 252V253H207ZM221 252V253H220ZM42 253V254H41ZM44 253H45V255H44ZM137 253V254H136ZM145 253V254H144ZM161 253H162V255H161ZM166 253V254H165ZM168 253V254H167ZM175 253V254H174ZM212 253H213V257L215 258V260L217 259L218 260V262L216 261H214L213 260V258H211L212 256ZM214 253H216L215 255H214ZM252 253V252H251ZM39 254H41V255H39ZM82 254V253H81ZM128 254H130V255H128ZM147 254H149L148 256H146ZM150 254H151V256H150ZM158 254V255H157ZM163 254H165V255H163ZM177 254V255H176ZM180 256H179V255ZM183 254V257L181 256ZM217 254L219 255V256H217ZM133 255V256H132ZM140 255V256H139ZM144 255V256H143ZM153 255H155V256H153ZM169 255V256H168ZM190 255H192V256H190L191 257V259H188V258H190L189 256ZM237 256L238 257V255H237V253H234L233 255H232V258L234 257V256ZM251 255V254H250ZM250 255H248V257L246 258V260H248L249 259V261L248 262H250V263H254V264H258L259 262H261L260 261V259L258 258L257 259V256L256 255H252L251 257H250ZM70 256H71V254H70ZM69 256V258H71V262H72V264H78V262L77 261H74L73 259H75V258H73V257H76V255L74 256V255H72V257H70ZM78 256V255H77ZM134 256H135V258L136 257H139L138 259L136 258H134ZM159 256V260L160 261H158V257ZM163 256V257H162ZM165 256V257H164ZM201 256V257H200ZM202 256H203V258H202ZM209 256H211V257H209ZM218 258H217V257ZM236 256L233 258V259H235L236 258ZM255 256H256V258H255ZM147 257V258H146ZM151 257V258H150ZM179 257H180V259H179ZM186 257V258H185ZM49 260H48V259ZM129 258V259H128ZM176 258H178V259H176ZM193 258V259H192ZM204 258H206V259H204ZM210 258V259H209ZM231 258V259H232ZM152 259V260H151ZM162 259V260H161ZM204 259V260H203ZM209 259V260H208ZM251 259V260H250ZM69 260V259H68ZM124 260V261H125ZM129 260H131L130 262H129ZM138 260H139V262H138ZM151 260V261H150ZM167 260H168V262H167ZM195 260V261H194ZM236 260V259H235ZM235 260H234V262H235ZM259 260V261H258ZM84 262L86 261V259H84L83 260ZM155 261V262H154ZM163 261V262H162ZM189 261H191V263L189 262ZM199 261H201V262H199ZM209 261V262H208ZM214 261V262H213ZM222 261V262H221ZM233 261V260H232ZM51 262H53V263H51ZM145 262V263H144ZM166 262V263H165ZM127 263V262H126ZM252 263V264H253ZM222 264H224V262L222 263Z\"/></svg>",
    "mask_w": 264,
    "mask_h": 264
},
{
    "label": "bare ground",
    "instance_id": "bare-ground-1",
    "mask_svg": "<svg viewBox=\"0 0 264 264\" xmlns=\"http://www.w3.org/2000/svg\"><path fill=\"white\" fill-rule=\"evenodd\" d=\"M27 1H30L29 3H27V5H30L31 3H32V6H33V3L35 4H37L38 3V1L39 0H27ZM45 1V0H44ZM43 1V2H44ZM47 2H49V0H46ZM58 1V0H57ZM63 1V0H62ZM62 1H60V2H62ZM70 1H72V0H70ZM78 1V0H77ZM100 1V0H99ZM113 1V0H112ZM119 1H121V0H119ZM118 1V2H119ZM123 1V0H122ZM125 1H127V0H125ZM133 1V0H132ZM138 1V0H137ZM145 1V0H144ZM147 1V0H146ZM159 1H160V4H165V3H163V2H161V0H158L157 2V4H159ZM195 1V0H194ZM212 1V0H211ZM218 1V0H217ZM224 1V0H223ZM240 1V0H239ZM244 1V0H243ZM55 1H52V2H50L51 4L52 3H54ZM59 2V1H58ZM57 2V3H58ZM59 2V3H60ZM64 2H65V4L66 5H68L66 2H68V1H63L62 3L64 4ZM75 2V1H74ZM84 1H82V3H83ZM95 2V1H94ZM110 2V1H109ZM117 2V1H116ZM115 2V3H116ZM131 1H129V3H130ZM135 2V1H134ZM133 2V3H134ZM170 2V1H169ZM176 2H178V1H175V4H177V6H178V3H176ZM190 2V1H189ZM198 2V1H197ZM199 2H201V1H199ZM199 2L198 3H196V4H199ZM203 2V1H202ZM213 2V1H212ZM212 2H211V4H212ZM221 3H222V0L220 1ZM219 2V3H220ZM230 2H231V0H230ZM0 3L1 4H4L5 6H15V4H17L16 3V0H0ZM46 3V2H45ZM50 3H48L49 5H51ZM58 3V4H59ZM78 3V2H77ZM93 3V2H92ZM111 3V2H110ZM120 3V2H119ZM128 3V4H129ZM139 3H141V1L139 2ZM142 3H145V2H142ZM149 3H150V5H151V2L149 1ZM170 3H172V1L170 2ZM169 3V4H170ZM185 3H186V1H185ZM204 3V2H203ZM228 3H229V0H228ZM43 4V3H42ZM81 4V3H80ZM118 4V3H117ZM132 4V3H131ZM130 4V5H131ZM135 4H137L138 5V2L137 3H135ZM135 4H133L134 6H135ZM146 4H148L147 2H146ZM146 4H145V6L143 5V7L145 8L146 7ZM153 4H155L154 3V1H153ZM167 4L168 3H166L165 4V6L164 7H166L167 6ZM168 4V5H169ZM174 3H172V5H173ZM182 4H184V1H182ZM192 4V3H191ZM190 4V5H191ZM193 4H194V2H193ZM207 4V3H206ZM235 4V3H234ZM240 4V3H239ZM18 5V4H17ZM19 5H20V3H19ZM44 5V4H43ZM60 5V4H59ZM92 5H94V4H92ZM122 5V4H121ZM121 5H120V8H121ZM123 5H125V4H123ZM156 5V4H155ZM154 5V6H155ZM171 5V6H172ZM200 5V4H199ZM201 5H204V4H201ZM200 5V6H201ZM209 6H210V4H208ZM226 5V4H225ZM225 5H223V7L225 6ZM9 6V7H10ZM35 6V5H34ZM33 6V7H34ZM36 6H41V4L40 5H36ZM46 6V5H45ZM52 6V5H51ZM50 6V7H51ZM62 6V5H61ZM60 6V7H61ZM71 6V5H70ZM79 6V5H78ZM108 6V5H107ZM157 6V5H156ZM162 6V5H161ZM188 6V5H187ZM187 6H185V7H187ZM193 6V5H192ZM206 6V5H205ZM208 6V7H209ZM237 7H234V8H232L233 10H234V21H229V22H231V23H222V24H220V25H218L219 23L217 22V18L215 19V14L213 15L212 14V12H208V13H205L203 10H201V9H196V10H194V8H192L191 9V7H187V8H189V9H191L190 11H189V9H187L189 12V14H191V18L192 19H195V21H196V26L198 27L197 29L199 30V31H201V33L204 35V33L206 34L205 36H208L207 38H209L210 36H211V38H212V41L214 42V38L212 37V35H215V36H217L218 34H220L221 36H222V34L224 35V33H226L227 34V32L228 31H230V30H232V32L234 31V32H236V36H234V38H235V41L234 42H232L230 45L231 46H234L235 47V52H236V57L238 56L239 58L238 59H240V61H241V63H242V68L241 69H239L238 71H236L234 74H233V76L231 75V77H233L232 79V81L229 83V86H228V84L226 83L225 85H223L222 83H220L219 82V78L221 79V77H216L215 75L213 76V75H210V76H213V78H211L210 80H209V83H211L212 84V86L214 87V88H218L219 90H221V88H223V87H232L233 89H234V87L233 86H231V85H233V84H242V85H244L246 88H248V91L250 92V98H251V102H252V108L251 109H247V108H245V107H240L239 108V106H237V108H236V111H233L231 114H229V115H221L222 117H223V121L221 122L222 124H221V126H219L218 125V127H221L220 128V130L219 131H221V135H220V133L218 134V138H219V140H217L216 142H214V143H212V144H209V146H208V144L206 145L205 143H202V147L204 146L203 144H205L206 146H208V147H203V148H201L200 149V151L198 152V154L196 155L197 157H196V159L195 160H192L193 159V157H191L192 159H190V160H192L193 162V164H190V166L191 167H188V168H191L190 170H192L193 172H191V173H193L192 175H193V178H191L192 179V181L195 183V185L196 186H202V187H204V189H206V188H208L209 187V184H213V186H214V184L216 183V182H218L220 185H223L224 183H226V181H230V179H232V178H237V177H241V178H246V177H250L252 174V171H255V173L256 172H258V170L257 169H260V172H261V170L262 169H264V167L262 168V166H257V161H255L253 158H255L257 155H258V153L260 154V155H262V154H264V141H262V140H257V143H252V144H254V146L256 145L257 146V148H258V150H257V152L255 153L254 151L256 150L255 148L252 150V148H251V145L250 144H245V142L243 141V144L240 142L243 138L242 137H244V138H249V137H251L254 133L256 134V130H258L257 131V133L259 132H261V130H263V133H262V136L264 137V120H262V121H259V120H261V119H259V117H264V86H263V82L262 81H264V72H262L263 74H257V75H254V73H253V71L251 70V65H253L254 66V64H256L257 66L259 65V64H261V63H264V0H246V1H244V3H242L241 5H236ZM21 7H23V8H25L24 7V5H22ZM20 7V8H21ZM30 7V6H29ZM29 7L27 8V10L29 9ZM32 7V8H33ZM43 7V6H42ZM42 7H40V9H42ZM60 7H57V8H60ZM63 7V6H62ZM64 7H66V6H64ZM128 7L129 6H127V9H128ZM159 7H160V5H159ZM158 6H157V8H159ZM170 7V6H169ZM174 7H175V5H174ZM174 7H172V8H174ZM180 7H181V5H180ZM183 7V6H182ZM194 7H196L195 6V4H194ZM207 7V6H206ZM207 7V8H208ZM35 8V7H34ZM33 8V10H36V8L34 9ZM46 8H47V6H46ZM57 8H55L54 7V10L55 9H57ZM68 8H69V6H68ZM109 8V7H108ZM135 8V7H134ZM147 8V7H146ZM161 8V7H160ZM167 8V7H166ZM179 8V7H178ZM177 8V9H178ZM197 8V7H196ZM200 8V7H199ZM202 8V7H201ZM203 8H204V6H203ZM202 8V9H203ZM207 8H206V10H207ZM231 8V7H230ZM8 9H10V8H8ZM22 9V8H21ZM38 9V8H37ZM50 10L52 9V8H49ZM64 9H66V8H64ZM137 9H142L141 7H139L138 6V8ZM149 9V8H148ZM150 9H151V7H150ZM152 9H154L153 7H152ZM170 9H171V7H170ZM177 9H175V10H177ZM183 8H181V10H182ZM205 9V8H204ZM210 9H211V7H210ZM217 9V8H216ZM6 10V9H5ZM23 10V9H22ZM27 10H25V11H27ZM31 10V9H30ZM33 10H31V12L33 11ZM42 10H44L45 11V13L47 14V11L45 10V9H42ZM53 10V12H54V14L56 13L55 11ZM59 11H60V9H58ZM68 10H70V9H68ZM103 10V9H102ZM112 10V9H111ZM115 10H117V11H121V10H118V9H115ZM123 10V9H122ZM125 10H126V7H125ZM129 10H131V9H129ZM129 10H127L128 12H129ZM133 11H136V10H134V9H132ZM143 10V9H142ZM156 10V9H155ZM154 10V11H155ZM159 10H161V9H159ZM179 10V9H178ZM184 10V9H183ZM211 10H213V13H214V9L212 8ZM223 10L225 11V10H227L228 11V9H225V8H223ZM222 10V11H223ZM230 10V9H229ZM7 11H9V10H7ZM7 11H5L6 13H7ZM13 11V10H12ZM29 11V10H28ZM36 11H38V10H36ZM57 11V10H56ZM62 11H64V10H62ZM101 11V10H100ZM104 11V10H103ZM138 11V10H137ZM145 11V10H144ZM144 11H142V12H144ZM150 11H152V10H150ZM163 12H164V10H162ZM167 11V10H166ZM168 11H169V9H168ZM172 11V10H171ZM171 11H169V12H171ZM173 11H174V9H173ZM180 11V10H179ZM178 11V13H180ZM226 11V12H227ZM5 12H2V14L3 13H5ZM30 12V13H31ZM33 12H35V11H33ZM68 12V11H67ZM98 12V11H97ZM97 12H94L95 14L97 13ZM111 12V11H110ZM112 12H115V11H113L112 10ZM124 12H126V11H124ZM141 12V11H140ZM140 12H137V13H140ZM141 12V13H142ZM157 11H155V13H156ZM167 13V14H170V13ZM174 12H176V11H174ZM184 12H186L185 10H184ZM207 12V11H206ZM219 12H221L220 10H219ZM219 12H215L216 14H218ZM9 13V12H8ZM39 13V12H38ZM41 13V12H40ZM39 13V14H40ZM60 13V12H59ZM62 13V12H61ZM105 13V12H104ZM123 13V12H122ZM127 13V12H126ZM132 14H134V15H136L135 13L136 12H131ZM148 13V11L145 13V14H147ZM181 13H182V11H181ZM187 13V12H186ZM228 13V12H227ZM231 13V12H230ZM229 13V14H230ZM233 13V12H232ZM23 14V13H22ZM42 14V13H41ZM44 14V13H43ZM50 14H52V12L50 13ZM92 14V13H91ZM102 14V13H101ZM129 14V13H128ZM143 14V13H142ZM149 14V13H148ZM147 14V15H148ZM158 14V13H157ZM156 14V15H157ZM160 14H161V12H160ZM173 14V13H172ZM172 14H170V16H169V18H171V15ZM183 14V13H182ZM185 14V13H184ZM183 14V15H184ZM225 14V13H224ZM4 15V14H3ZM11 15H13V14H11ZM21 15V14H20ZM25 15V14H24ZM28 15H29V13H28ZM32 15V14H31ZM34 15H37V13L36 14H34L33 13V15L32 16H34ZM56 15V14H55ZM60 15V14H59ZM62 15H64V14H62ZM67 15V14H66ZM97 15V14H96ZM98 15H99V13H98ZM106 15V14H105ZM115 15V14H114ZM119 15V14H118ZM125 14L123 13V16H124ZM152 15L153 14H151V16H150V14H149V18L150 17H152ZM175 15H177V13L175 14ZM182 15V16H183ZM187 15V14H186ZM221 15V14H220ZM47 16V15H46ZM45 16V17H46ZM50 15H48V17H49ZM95 16V15H94ZM116 16V15H115ZM128 16V15H127ZM138 16V15H137ZM143 16V15H142ZM145 16V15H144ZM143 16V17H144ZM163 16H165V15H163ZM182 16H180V17H182ZM188 16V15H187ZM194 18H193V17ZM215 16V17H214ZM225 16V15H224ZM228 16H232V14L231 15H228ZM66 17V16H65ZM98 17V16H97ZM103 17V16H102ZM109 17V16H108ZM120 17V16H119ZM118 17V18H119ZM121 17H122V15H121ZM121 17H120V19H121ZM124 17H126V16H124ZM123 17V18H124ZM147 17V16H146ZM153 17H154V15H153ZM158 17V16H157ZM166 17V16H165ZM184 17H186L185 15H184ZM183 17V18H184ZM219 17V16H218ZM221 17V16H220ZM219 17V18H220ZM227 17V16H226ZM226 17H224V18H226ZM0 18H1V16H0ZM6 18V17H5ZM51 18V17H50ZM63 18V17H62ZM89 19H91V17H88ZM93 18V17H92ZM98 18H101V16L99 15V17ZM110 18V17H109ZM145 18V17H144ZM179 18V17H178ZM181 19L182 21L184 20V19ZM188 18V17H187ZM228 18V17H227ZM232 18V19H233ZM57 19V18H56ZM56 19L54 20V23H55V21H56ZM58 19H59V17H58ZM57 19V20H58ZM94 19V18H93ZM108 19V18H107ZM111 19H114V18H111ZM160 19V18H159ZM162 19V18H161ZM172 19V18H171ZM190 19V18H189ZM198 21H197V20ZM50 20V19H49ZM103 20H104V18H103ZM114 20H116V18L114 19ZM130 20V19H129ZM128 20V21H129ZM156 19H154V21H155ZM158 20V19H157ZM179 20V19H178ZM188 20V19H187ZM187 20H184V23H186V21ZM222 20V19H221ZM220 20V21H221ZM228 20H229V18H228ZM230 20H231V17H230ZM3 21V19L1 20L0 19V23ZM13 21V20H12ZM11 21V22H12ZM91 21H92V19H91ZM95 21V20H94ZM102 21V20H101ZM105 21V20H104ZM103 21V22H104ZM109 21V20H108ZM120 21V20H119ZM127 21V22H128ZM131 21V20H130ZM189 22H190V20H188ZM223 21V20H222ZM225 21V20H224ZM6 22V21H5ZM10 22V23H11ZM14 22V21H13ZM50 22V21H49ZM74 22V21H73ZM96 22V21H95ZM109 22H112L113 23V21H109ZM142 22V21H141ZM146 22V21H145ZM150 22V21H149ZM171 22V21H170ZM177 22V21H176ZM179 22V21H178ZM192 22V21H191ZM190 22V25L191 24H193V23H191ZM10 23H7L8 25H12V24H14V23H12V24H10ZM20 23V22H19ZM18 23V24H19ZM35 23V22H34ZM60 23V22H59ZM58 23V24H59ZM106 23V22H105ZM148 23V22H147ZM159 23H160V21H159ZM162 23V22H161ZM3 24V23H2ZM23 24V23H22ZM27 24V23H26ZM52 24V23H51ZM86 24V23H85ZM104 24V23H103ZM107 24V23H106ZM104 25L103 27L101 26V28L98 30V32L96 33L97 35H96V37H97V39L95 38V36H93V38L94 39H96V40H98L100 43L102 42V47H103V45H106L107 43L106 42H108L107 40H108V38H113V31H114V27H115V32H116V28H117V26L116 25H114V27L113 26H111V29L107 26V25ZM114 24H116L115 23V21H114ZM120 24H124L122 21L120 22ZM144 24V23H143ZM142 24V25H143ZM150 24V23H149ZM147 25V26H150V25ZM152 24V23H151ZM165 24H168V22L166 23L165 22ZM177 24V23H176ZM15 25H16V23H15ZM33 25V24H32ZM32 25H29V26H32ZM35 25V24H34ZM38 25V24H37ZM69 25V24H68ZM87 25V24H86ZM89 25V24H88ZM153 25V24H152ZM171 25V24H170ZM173 25V24H172ZM189 25V23L188 24H183L182 26H181V28L182 27H184L185 29H184V34L185 35H187V36H185L184 34H183V37H190L191 39H193V41H195V42H197V41H199L198 39H197V37H200L201 35H199L198 36V34L200 33H197V29H195V27L194 26H190ZM7 26V25H6ZM5 26V27H6ZM18 26V25H17ZM39 26V25H38ZM54 26V25H53ZM61 26V25H60ZM60 26H58V28L60 27ZM70 26V25H69ZM68 26V27H69ZM124 26V25H123ZM123 26H122V28H123ZM146 26V27H147ZM163 26H164V24H163ZM177 26V25H176ZM176 26H175V28H176ZM8 27V26H7ZM14 26H12V28H13ZM25 27V26H24ZM23 27V28H24ZM27 28H28V25L26 26ZM32 27H34V26H32ZM37 27V26H36ZM66 27V26H65ZM97 27V26H96ZM113 27V28H112ZM125 27V26H124ZM144 27V26H143ZM143 27H140V28H143ZM156 27V26H155ZM173 27V26H172ZM15 28V27H14ZM40 28V27H39ZM41 28H42V26H41ZM53 28V27H52ZM56 27H54L53 29H55ZM89 28V27H88ZM90 28H91V26H90ZM94 28V27H93ZM129 28V27H128ZM134 28H136L135 26H134ZM151 28V27H150ZM149 28V30H152V29H150ZM221 28V30L222 29H227V31H219V29ZM2 29V28H1ZM8 29V28H7ZM6 29V30H7ZM11 29V28H10ZM21 29V28H20ZM29 29V28H28ZM27 29V31H29ZM60 29H62V28H60ZM66 29V28H65ZM75 29V28H74ZM96 29V28H95ZM95 29H93V30H95ZM112 29H113V31H112ZM144 29V28H143ZM142 29V30H143ZM165 29V28H164ZM179 29V28H178ZM12 30H14V29H12ZM19 30V29H18ZM26 30V29H25ZM24 30V31H25ZM33 30H35V29H33ZM58 30V29H57ZM69 30H71V29H69ZM142 30H140V31H142ZM5 31V30H4ZM11 31V30H10ZM24 31H22L23 33H24ZM51 31V30H50ZM60 31V30H59ZM62 31H66V30H64V28L62 29ZM72 31V30H71ZM136 31H138V30H136ZM135 31V32H136ZM178 31V30H177ZM176 31V32H177ZM14 32H18V31H13V33ZM31 32H32V30L30 29V31H29V37H30V34H31ZM53 32L54 33H56L54 30H53ZM61 32V31H60ZM59 32V33H60ZM79 32V31H78ZM77 32V33H78ZM94 32H96V31H94ZM129 32V31H128ZM144 32H147V31H144ZM144 32L143 33H141V34H144ZM153 32V31H152ZM175 32V31H174ZM180 32H182V30L180 29ZM232 32H229L230 33V35H231V33ZM3 33V32H2ZM5 33H6V31H5ZM11 33V32H10ZM19 33H20V31H19ZM36 33V32H35ZM51 33H52V31H51ZM53 33V34H54ZM59 33H57V34H55V35H58ZM124 33V32H123ZM126 33V32H125ZM124 33V34H125ZM139 33V32H138ZM148 34H150L149 32H147ZM177 33H179V31L177 32ZM228 33V34H229ZM8 34V33H7ZM7 34H6V36H7ZM27 34V35H26ZM63 34H64V32H63ZM65 34H67V31H66V33ZM119 35H120V33H118ZM131 34H132V32H131ZM140 34V33H139ZM157 34V33H156ZM172 34H174V33H172ZM233 34V33H232ZM5 35V34H4ZM11 36H12V33L10 34ZM13 35H15V34H13ZM36 35H38V34H36ZM62 34L60 33V36H61ZM81 35H84V34H81ZM80 35V36H81ZM122 35V34H121ZM129 35V34H128ZM138 35V34H137ZM151 35V37H154V36H152V33L150 34ZM154 35V34H153ZM158 35V34H157ZM182 35V34H181ZM180 35V36H181ZM220 35H218L219 37H220ZM54 36V35H53ZM59 36V37H60ZM69 36H72L71 34L69 35ZM69 36H66L67 38H69ZM148 37V35L146 34L145 35V37ZM204 36V37H205ZM217 36V37H218ZM225 36H227V35H225ZM232 36V35H231ZM10 37V36H9ZM8 37V38H9ZM14 37L15 36H13L12 38L14 39ZM17 37V36H16ZM15 37V38H16ZM28 37V32L26 33H24V34H21V36H18V38H17V40H18V42L20 41V44L21 45H23L24 47H26V48H30L31 49V47H33V48H37V47H40L39 45H41V44H39L35 39H32L33 37H31V39L29 38H27ZM63 37V36H62ZM66 37H63V38H66ZM86 37V36H85ZM135 37V36H134ZM159 37H161V35L159 36ZM159 37H158V39H159ZM172 37V36H171ZM183 37H182V40H183V43H184V40L185 39H183ZM189 37L187 38L188 39V41L190 42V40H189ZM203 37V36H202ZM1 38V40H4V38L2 39V37H0ZM19 38H20V40H19ZM49 39H47V40H49L50 42H52V40L50 39V37H48ZM54 38H56V37H54ZM62 38V39H63ZM66 38V41L68 40ZM71 38V37H70ZM73 38V37H72ZM71 38V39H72ZM75 38V37H74ZM73 38V39H74ZM77 38H79V37H77ZM92 38V39H93ZM127 38V37H126ZM141 38V37H140ZM144 38V37H143ZM143 38H142V41H140V42H143L144 40H143ZM177 39H179L178 38V36L176 37ZM181 38V37H180ZM211 38H209V39H211ZM216 38V37H215ZM222 38V37H221ZM223 38H224V36H223ZM233 38V39H234ZM236 38L238 39L237 41H236ZM5 39H7V38H5ZM12 39V41L14 42V40H15V42H16V39H14L13 40ZM39 39V38H38ZM46 39H43V42L44 43H46ZM59 39V38H58ZM57 39V40H58ZM61 39V38H60ZM59 39V40H60ZM119 39V38H118ZM127 39H132L131 38V36H130V38L128 37ZM137 39H139V38H137ZM149 39V38H148ZM163 39H165V38H163ZM163 39H159V40H163ZM173 39H174V37H173ZM177 39H175L176 41H178ZM199 39H201V38H199ZM219 39V38H218ZM226 39V38H225ZM0 40V41H1ZM11 40V39H10ZM35 40V41H34ZM45 40V41H44ZM54 40V39H53ZM56 40V41H57ZM83 40V39H82ZM112 40V39H111ZM133 40V39H132ZM140 40V39H139ZM150 40H154V39H150ZM150 40H148V43H151V42H149ZM159 40H157V41H159ZM221 40H224V39H221ZM39 41V40H38ZM49 41H47V43L49 42ZM62 41V40H61ZM61 41H58V44L61 42ZM70 41V40H69ZM72 42H73V40H71ZM83 41H85V40H83ZM121 42H122V40H120ZM135 41V40H134ZM156 41V43H158ZM192 41V40H191ZM202 41V40H201ZM208 41V40H207ZM210 41V40H209ZM209 41H208V45H211V47H212V44H213V48H214V43H216V42H214V43H209ZM216 41H218V40H216ZM3 41H1V44H3L2 43ZM5 42H7V41H5ZM8 42H10L9 40H8ZM111 42H113V41H111ZM127 42V41H126ZM146 42V41H145ZM155 42V41H154ZM165 42V41H164ZM173 42H175V41H173ZM63 43V42H62ZM74 43H75V41H74ZM77 43V42H76ZM104 43V44H103ZM109 43V42H108ZM129 43H131V41L129 42ZM135 43V42H134ZM139 43V42H138ZM159 43H160V41H159ZM171 43V42H170ZM179 43H180V40H179ZM186 43H187V41H186ZM185 43V44H186ZM191 43V42H190ZM189 43V44H190ZM194 43V42H193ZM218 43V42H217ZM216 43V45H218L219 46V44H217ZM225 43H227V42H225ZM230 43V42H229ZM228 43V44H229ZM17 44H19V43H17ZM16 44V48H19L20 49V47H17L18 45ZM54 44V43H53ZM53 44H50V45H52V47H53ZM56 44V43H55ZM54 44V45H55ZM66 44H69L68 42L66 43ZM66 44H65V42H64V45L66 46ZM71 44V43H70ZM123 44V43H122ZM137 44V43H136ZM135 44V45H136ZM140 44V43H139ZM153 44V43H152ZM167 44H168V42H167ZM181 45H183L184 46V44H182V43H180ZM195 44H197V43H195ZM198 44H200V43H198ZM201 44H203L204 45V47H205V44L204 43H201ZM221 44V43H220ZM13 44L11 43V46H12ZM44 45V44H43ZM43 45H41V46H43ZM49 45V44H48ZM48 45H45V46H47V47H49ZM72 45V44H71ZM70 45V46H71ZM74 45V44H73ZM76 45V44H75ZM74 45V46H75ZM79 45V44H78ZM99 45V44H98ZM110 45H111V43H110ZM130 45V44H129ZM138 45V44H137ZM136 45V46H137ZM141 45V44H140ZM149 45H151V44H149ZM148 45V46H149ZM207 45V49H210V47ZM222 45V44H221ZM4 46V45H3ZM7 45H5L4 47H6ZM69 46V47H70ZM77 46V45H76ZM100 46V45H99ZM98 46V47H99ZM122 46V45H121ZM152 46V45H151ZM156 46H157V44H156ZM176 46V45H175ZM190 46V45H189ZM196 46V45H195ZM195 46H191L192 48H194ZM198 46V45H197ZM225 46H227V45H225ZM224 46V47H225ZM229 46V45H228ZM0 47H1V45H0ZM7 47H10V46H7ZM13 47H15V46H13ZM22 47V46H21ZM61 47V46H60ZM68 47V48H69ZM79 48H80V46H78ZM78 47H76V48H78ZM106 47H108L107 45H106ZM133 47H135L134 45H133ZM133 47L131 48V47H129V48H131V50L133 49ZM172 47V46H171ZM170 47V48H171ZM181 48H182V46H180ZM186 47H187V44H186ZM200 47H202L203 48V46L202 45H200ZM209 47V48H208ZM221 47H223V45L221 46ZM233 47V48H234ZM23 48V47H22ZM62 48V47H61ZM67 48V50H70L71 48H72V46H71V48L70 49H68ZM104 48V47H103ZM111 48V47H110ZM127 48V47H126ZM128 48V49H129ZM156 48V47H155ZM169 48V47H168ZM196 48V47H195ZM201 48V49H202ZM212 48V49H213ZM215 48H217L216 46H215ZM227 48V47H226ZM233 48H231V49H233ZM10 49V48H9ZM29 49V50H30ZM39 49H41V48H39ZM62 49H64V48H62ZM66 49V48H65ZM90 49V48H89ZM106 49V48H105ZM109 49V48H108ZM107 49V50H108ZM116 49H118V48H116ZM135 49V48H134ZM139 49H141V48H139ZM145 49V51H143L142 52V54L145 52L146 54H147V52H146V50L147 51H149L150 52V50H152V49H148V47L146 48H144ZM143 49V50H144ZM167 49V48H166ZM184 49V48H183ZM186 49V48H185ZM197 49V48H196ZM204 49V48H203ZM222 50H221V52L223 51V48H221ZM225 49V48H224ZM3 50H4V48H3ZM5 50H6V48H5ZM12 50H14L13 48H12ZM24 50V49H23ZM22 49L21 50H18L19 51V53H20V51H23ZM42 51H43V53H45L44 52V49H41ZM49 51H50V47H49V49H48ZM54 50H56V49H54ZM130 50V49H129ZM137 50V49H136ZM187 50V49H186ZM193 50V49H192ZM200 50V49H199ZM215 50V49H214ZM219 50V49H218ZM228 50V49H227ZM234 50V49H233ZM8 51V50H7ZM11 51V50H10ZM32 51H35V50H32ZM46 51V50H45ZM52 51V50H51ZM81 51V50H80ZM90 52H92L91 50H89ZM103 51V50H102ZM134 51V50H133ZM217 51V50H216ZM220 51V50H219ZM229 51V50H228ZM228 51H226V52H228ZM0 52H2V51H0ZM12 52V51H11ZM17 52V51H16ZM24 53H25V51H23ZM26 52H30V51H26ZM36 52V51H35ZM56 52V51H55ZM54 52V53H55ZM71 52V51H70ZM72 52H75V51H72ZM108 52V51H107ZM167 52V51H166ZM179 52H181L180 50H179ZM201 52V54H202V50L200 51ZM210 52H211V50H210ZM214 52V51H213ZM230 52V51H229ZM9 53V52H8ZM14 53V52H13ZM12 53V54H13ZM43 53L42 52H40V57H45V56H43ZM47 53H48V51H47ZM46 53V54H47ZM57 53V52H56ZM68 53V52H67ZM87 53V52H86ZM136 53V52H135ZM161 53V52H160ZM163 53V52H162ZM208 53H209V51H208ZM224 52H222V53H220V54H223ZM234 53V52H233ZM1 54V53H0ZM2 54H5V53H2ZM15 54H17V53H15ZM30 54L31 53H29V55L26 53V57H27V55L28 56H30ZM33 55L31 56V57H33V56H37L38 54L37 53H32ZM132 54V53H131ZM149 54V53H148ZM159 54V53H158ZM225 54V53H224ZM228 54V53H227ZM230 54V53H229ZM6 55V54H5ZM14 55V54H13ZM20 55H21V53H20ZM65 56L67 55L66 53L64 54ZM77 56H78V53L76 54ZM139 55V54H138ZM144 55V54H143ZM154 55V54H153ZM152 55V56H153ZM182 55V54H181ZM186 55V54H185ZM184 55V56H185ZM213 55V54H212ZM234 55V54H233ZM232 55V56H233ZM7 57H8V55H6ZM18 56V55H17ZM23 56V55H22ZM52 56H53V54H52ZM56 56H57V54H56ZM54 57V58H56V59H60V58H57V57ZM137 56V55H136ZM135 56V57H136ZM155 56V55H154ZM153 56V57H154ZM227 56V55H226ZM4 57V56H3ZM11 57V59L10 60H12L13 58H12V56H10ZM19 57H21V56H19ZM30 57V58H31ZM48 57V56H47ZM74 57H75V55H74ZM79 57V56H78ZM145 57H147L146 55H145ZM144 57V58H145ZM177 57V56H176ZM178 57H179V55H178ZM217 57H219L218 55H217ZM228 57H229V55H228ZM1 59H3L2 58V56L0 57ZM28 58V57H27ZM36 58V57H35ZM70 58V57H69ZM80 58V57H79ZM121 58V57H120ZM156 58V57H155ZM165 58H168V57H165ZM17 59H19V58H17ZM29 59V58H28ZM34 59V58H33ZM52 59V58H51ZM55 59V60H56ZM77 59V58H76ZM98 59V58H97ZM131 59H133V58H131ZM142 59V58H141ZM151 59V58H150ZM181 59V58H180ZM204 59V58H203ZM236 59V58H235ZM6 60L8 61V59L6 58ZM9 60V61H10ZM24 59H23V57H22V61H21V59H20V61L19 62H22V69H17V70H13L14 72H15V74H16V76L18 77V79H19V81L20 80H23L25 77L27 78L28 76V74H29V76H30V74H31V76L33 75V73H34V71H35V73L37 74V75H39L40 74V69L41 70H43V69H45V67L44 68H39V67H34V69H33V67L31 68V66L28 68V67H24L25 69L23 70V61ZM35 60H37L38 61V59H35ZM35 60L33 61V60H31V59H29V60H27L26 61V59H25V61H26V63L28 62V61H32L34 64L36 63L35 62ZM53 60V59H52ZM51 60V61H52ZM80 60V59H79ZM84 60V59H83ZM100 60V59H99ZM134 60V59H133ZM145 60H147V59H145ZM170 60V59H169ZM206 60V59H205ZM7 61H6V63H7ZM44 61H45V59H44ZM46 61H48V58H47V60ZM54 61V60H53ZM130 61V60H129ZM172 61V60H171ZM203 62H204V60H202ZM220 61V60H219ZM231 61V60H230ZM2 62V61H1ZM14 62H15V58H14ZM14 62H13V60H12V62L11 63H13L14 64ZM57 62V66H55V67H58L59 65H62L61 64V62H60V60H57L56 61ZM55 62V63H56ZM60 62V63H59ZM91 62V61H90ZM93 62V61H92ZM108 62H109V60H108ZM133 62V61H132ZM173 62H175V61H173ZM221 62V61H220ZM219 62V63H220ZM223 62V61H222ZM237 62V61H236ZM235 62V63H236ZM4 63V62H3ZM2 63V64H3ZM6 63H4V64H6ZM15 63H17V62H15ZM26 63H25V65H26ZM29 63V62H28ZM27 63V64H28ZM32 63V64H33ZM37 63H39V62H37ZM43 63V62H42ZM59 63V64H58ZM65 63V62H64ZM85 63V62H84ZM89 63V62H88ZM134 63V62H133ZM141 64V62H138V64ZM166 63V62H165ZM211 63V62H210ZM9 64V63H8ZM12 64V65H13ZM30 64V63H29ZM33 64V65H34ZM41 64V63H40ZM66 64V63H65ZM83 64V63H82ZM93 64V63H92ZM94 64H95V62H94ZM127 64H129V62L127 63ZM132 64V63H131ZM147 64V63H146ZM156 64V63H155ZM212 64V63H211ZM218 64V63H217ZM229 64V63H228ZM10 65V64H9ZM19 66H20V64H18ZM36 65V64H35ZM37 65H39V64H37ZM43 65V64H42ZM41 65V66H42ZM45 65H46V69H47V67L49 68V69H51L52 67H54L53 66V63H49V62H45ZM86 65V64H85ZM90 65V64H89ZM108 65H110V64H108ZM114 65V64H113ZM162 65V64H161ZM209 65V64H208ZM221 65V64H220ZM232 65V64H231ZM7 66V64L6 65H4V66H2V67H6ZM11 66V65H10ZM13 66H15V65H13ZM90 66H93V65H90ZM106 66H107V64H106ZM134 66V65H133ZM146 67H148L149 66V63H148V65H145ZM144 66V67H145ZM233 66V65H232ZM235 66V65H234ZM239 66V65H238ZM260 66V65H259ZM43 67V66H42ZM62 67H64V65L62 66ZM94 67V66H93ZM137 67V66H136ZM164 67H165V64H164ZM208 67V66H207ZM210 67V66H209ZM217 67H219V69H220V66L218 65ZM224 67H226L225 66V64H224V66H223V68ZM236 67V66H235ZM1 68V67H0ZM79 68H83V67H81V66H79ZM99 68V67H98ZM111 68V67H110ZM110 68H108V69H110ZM141 68H143V66L141 67ZM214 68V67H213ZM222 68V69H223ZM255 68V67H254ZM5 69V68H4ZM62 68H60V70H61ZM65 69V68H64ZM113 69V68H112ZM118 69V68H117ZM148 69V68H147ZM215 69V68H214ZM224 69H226V68H224ZM259 70L260 69H262V68H258ZM1 70V69H0ZM6 70H8V67L5 69V71ZM28 72H27V71ZM34 70V71H33ZM114 70H115V68H114ZM128 70V69H127ZM139 70H140V68H139ZM146 70V69H145ZM177 70V69H176ZM227 71H228V69H226ZM251 70V73L249 72ZM256 70V69H255ZM4 70L2 69V71L1 72H3ZM11 71V70H10ZM44 71V70H43ZM42 71V72H43ZM64 71V70H63ZM67 71V70H66ZM79 71H80V69H79ZM86 71H88L89 72V70H88V68H87V70ZM93 71V70H92ZM116 71H118V70H115V71H113V74H114V72H116ZM141 71V70H140ZM147 71V70H146ZM211 71V70H210ZM216 71H217V69H216ZM215 71V72H216ZM220 71V70H219ZM222 71H225V70H222ZM230 71V70H229ZM52 72V71H51ZM51 72H50V75H52V74H54L53 72H52V74H51ZM61 72V71H60ZM65 72V71H64ZM76 72V71H75ZM81 72H82V69H81ZM109 71L108 70H106V73H108ZM150 72H151V70H150ZM196 72V71H195ZM204 72V71H203ZM255 72V71H254ZM44 73V72H43ZM47 72H45V74H46ZM62 73V72H61ZM78 73V72H77ZM76 73V74H77ZM87 73V72H86ZM85 72L82 74V76L84 75V74H86ZM101 73V72H100ZM105 73V72H104ZM110 73H111V71H110ZM188 73V72H187ZM201 73V72H200ZM208 73L209 72H207V75H208ZM221 73H223V72H221ZM225 73V72H224ZM232 73V72H231ZM257 73V72H256ZM255 73V74H256ZM64 74V73H63ZM68 74H70V73H68ZM80 74V73H79ZM89 74V73H88ZM116 74V73H115ZM127 74V73H126ZM206 74V73H205ZM214 74V73H213ZM1 75L3 76V73H1ZM48 75H49V73H48ZM55 75V74H54ZM58 75H59V73H58ZM57 75V76H58ZM62 75V74H61ZM61 75H59L60 77H61ZM108 75V74H107ZM106 75V76H107ZM119 75V74H118ZM145 75H147V74H145ZM219 75H220V73H219ZM224 75V74H223ZM7 76V75H6ZM11 76V75H10ZM9 76V77H10ZM73 76H75V75H73ZM120 76V75H119ZM154 76V75H153ZM217 76H218V74H217ZM222 76V75H221ZM230 76V75H229ZM13 77V76H12ZM51 77H53V76H51ZM80 77H81V75H80ZM111 77H113V75L111 74ZM110 77V78H111ZM116 77V76H115ZM130 77V76H129ZM145 77V76H144ZM143 77V78H144ZM148 77V76H147ZM190 77V76H189ZM225 77V76H224ZM226 77H227V73H226ZM8 78V77H7ZM22 78V79H21ZM31 78V77H30ZM49 79H50V77H48ZM48 78H47V80H48ZM73 78V77H72ZM87 78H88V76L87 77H83V78H81V79H79L78 81H76V82H74V84H73V89L76 91V90H78L79 91V93H81L82 95L81 96H75L74 98H77V102L79 103V101H81V100H83L84 99V97H88V93H87V91H88V86H87ZM97 78V77H96ZM96 78H94V79H96ZM108 78H109V76H108ZM114 78V77H113ZM130 78H132V77H130ZM186 78V77H185ZM193 78V77H192ZM208 78V77H207ZM0 79H2V77L0 78ZM13 79H15L14 77H13ZM17 79V80H18ZM52 79H54V78H52ZM51 79V80H52ZM58 79V78H57ZM56 79V80H57ZM65 79V78H64ZM145 79H146V77H145ZM183 79V78H182ZM224 79V78H223ZM226 79H228V78H226ZM3 80H6V79H4L3 78ZM9 80V79H8ZM11 80V82L13 81L12 80V78L10 79ZM17 80H16V82H17ZM29 80V85H30V87H32L31 86V84H33L35 81L34 80H31L30 81V79H28ZM27 79L26 80H23V81H21V83H24V84H27L26 83V81H28ZM44 80H46V79H43V81ZM55 80V79H54ZM118 80V79H117ZM122 80H124V78L122 79ZM126 81H127V79H125ZM184 80V79H183ZM1 81V80H0ZM41 81V80H40ZM38 82L37 84H41V82ZM53 81V80H52ZM65 81V80H64ZM154 81V80H153ZM10 82V81H9ZM11 82L9 83L10 85H11ZM97 82H98V80H97ZM129 82V81H128ZM146 82V81H145ZM155 82V81H154ZM156 82H158L159 83V81L157 80ZM198 83L200 82V80L199 81H197ZM203 82V81H202ZM205 82V81H204ZM229 82V81H228ZM5 83V82H4ZM13 83H14V81H13ZM46 82H44L43 84H45ZM54 83L56 84V82L54 81ZM100 83V82H99ZM161 83V82H160ZM194 83H196V82H194ZM206 83V82H205ZM208 83V84H209ZM20 84V83H19ZM23 84V85H24ZM27 84V85H28ZM50 84V83H49ZM146 84H147V82H146ZM151 83H149V85H150ZM200 84V86H202V83H199ZM204 84V83H203ZM1 85H4L5 86V84H1ZM26 85V86H27ZM47 85V84H46ZM46 85H44V87L46 86ZM148 85V84H147ZM148 85V86H149ZM198 85V84H197ZM205 85H207V83L205 84ZM36 86H38V85H36ZM187 86V85H186ZM263 86V87H262ZM21 87H23V86H21ZM29 86H27L26 88H28ZM41 87V86H40ZM44 87H41L40 89H41V91H42V88H44ZM49 87H50V85H49ZM48 87V88H49ZM173 87V86H172ZM188 87V86H187ZM192 87H194V86H192ZM12 88H14V87H12ZM24 88V87H23ZM33 88H35V86L33 87ZM39 88V87H38ZM62 88V87H61ZM129 88H131V87H129ZM136 87H134L133 89H135ZM173 88H175V87H173ZM200 88V87H199ZM1 89H2V87L0 88V91H1ZM10 89V88H9ZM19 89V88H18ZM21 89V88H20ZM40 89H39V92H40ZM57 89V88H56ZM108 89V88H107ZM115 89V88H114ZM153 89H154V87H153ZM155 89H156V87H155ZM190 89V88H189ZM195 89V88H194ZM197 89V88H196ZM207 89H208V87H207ZM224 89V88H223ZM222 89V90H223ZM7 90H8V88H7ZM22 90H24V89H22ZM44 90V89H43ZM109 90V89H108ZM121 90H123V89H121ZM159 90V89H158ZM158 90H157V92H158ZM167 90H168V88H167ZM173 90V89H172ZM181 90V89H180ZM182 90H183V88H182ZM190 90H192V89H190ZM227 90H229L228 88L226 89V92H228ZM12 91V90H11ZM19 91V93L21 92V90H18ZM18 91H16V92H18ZM30 91V90H29ZM31 91H32V89H31ZM30 91V92H31ZM45 91V90H44ZM50 91V90H49ZM116 91V90H115ZM153 91V90H152ZM151 91V92H152ZM155 91V90H154ZM169 91V90H168ZM225 91V90H224ZM235 91V90H234ZM239 91V90H238ZM5 92H7V91H5ZM14 92V91H13ZM23 92H25V90L23 91ZM36 94H37V92H36V90L34 91ZM60 92V91H59ZM59 92L58 93H49V94H43V91H42V96H38V98H36V100H34V102L36 101V103L38 102V103H40V104H42V101L43 102H45V104H50L49 106H48V108H51V111H58V110H60L61 111V109L63 108V106H65V104H63L62 103V101H60V100H58V97L60 98V94H59ZM62 92V91H61ZM89 92H91V91H89ZM105 92H107V91H105ZM104 92V93H105ZM114 92V90L113 91H111V93H113ZM132 92H134V91H132ZM131 91L130 92H128V93H132ZM188 92V91H187ZM222 92V91H221ZM18 93V94H19ZM94 93V92H93ZM92 93V94H93ZM125 92H123V94H124ZM127 93V94H128ZM169 93H171L172 94V92H169ZM190 93H192V91L190 92ZM199 93V92H198ZM17 94V95H18ZM21 94H22V92H21ZM20 94V95H21ZM26 94H29V92L27 93L26 92ZM31 94V96H32V92L30 93ZM75 94H76V92H75ZM90 95V96H94V95ZM98 94V93H97ZM106 94V93H105ZM110 94V93H109ZM109 94H107V95H109ZM113 94H115V93H113ZM122 94V93H121ZM153 94V93H152ZM156 94V93H155ZM180 94V93H179ZM240 94V93H239ZM3 95H5V93L3 92ZM22 95H24V94H22ZM112 95V94H111ZM117 95V94H116ZM133 95H136V94H133ZM151 95V94H150ZM158 95V94H157ZM175 95V94H174ZM177 95V94H176ZM194 95V94H193ZM226 95V94H225ZM242 95V94H241ZM26 96V95H25ZM24 96V97H25ZM62 96V95H61ZM97 96V95H96ZM99 96V95H98ZM113 96V95H112ZM128 96H130V94L128 95ZM153 96V95H152ZM152 96H151V98H150V100L152 99ZM159 96V95H158ZM171 96V95H170ZM181 96H183V95H181ZM180 96V97H181ZM195 96V95H194ZM228 96V95H227ZM5 97H7V96H5ZM4 97V98H5ZM13 97V96H12ZM15 98H16V96H14ZM81 97H83L82 99H81ZM108 97H110V96H108ZM116 96H114L113 98L114 99H117V97L115 98ZM133 96H131V98H132ZM234 97V96H233ZM1 98V97H0ZM14 98V99H15ZM19 98V97H18ZM73 98V99H74ZM80 98V99H79ZM91 98V97H90ZM130 98V97H129ZM149 98V97H148ZM161 98H162V96H161ZM171 98V97H170ZM182 98V97H181ZM192 98V97H191ZM201 98V97H200ZM10 99V98H9ZM17 99V98H16ZM21 99H23V96L21 97ZM25 99H27V98H25ZM91 99H93V98H91ZM187 99V98H186ZM197 99V98H196ZM237 99V98H236ZM5 100V99H4ZM7 100H8V98H7ZM24 100V99H23ZM30 100V99H29ZM71 100V99H70ZM86 100V99H85ZM113 100V99H112ZM131 100V99H130ZM153 100V99H152ZM155 100H158V99H155ZM160 100V99H159ZM176 100H177V98H176ZM195 100V99H194ZM229 100V99H228ZM6 101V100H5ZM24 101H26V100H24ZM23 101V102H24ZM31 101V100H30ZM75 101V100H74ZM87 101V100H86ZM101 101V100H100ZM109 101H111V100H109ZM114 101V100H113ZM133 100H131V102H132ZM183 101V100H182ZM199 101H201V100H199ZM230 101V100H229ZM228 101V102H229ZM2 101H0V103H1ZM4 102V101H3ZM7 102V101H6ZM5 102V103H6ZM18 102V101H17ZM16 102V103H17ZM33 102V101H32ZM33 102V103H34ZM82 102V101H81ZM90 102V101H89ZM94 102V101H93ZM95 102H96V100H95ZM198 102V101H197ZM204 102V101H203ZM97 103V102H96ZM137 103H138V101H137ZM156 103H159V102H157L156 101ZM156 103L154 102V104L156 105ZM182 103V102H181ZM185 103V102H184ZM15 104V103H14ZM25 104L27 105V101L25 102ZM44 104V106H42V107H40L38 110H41L42 111V109H46L47 111H49L50 109H47L46 108V105ZM63 104V105H62ZM67 104V103H66ZM77 104V103H76ZM90 104V103H89ZM95 104V103H94ZM102 105H103V102L101 103ZM183 104V103H182ZM189 104V103H188ZM197 103L195 102V105H196ZM199 105H201L200 103H198ZM204 104V103H203ZM2 106H3V104H1ZM24 105V104H23ZM26 105H25V107H26ZM28 105H30V104H28ZM37 105V104H36ZM39 105V104H38ZM86 105V104H85ZM88 105V104H87ZM105 105V104H104ZM192 105H194V101H193V104ZM218 105V104H217ZM18 106V105H17ZM74 106V105H73ZM113 107H114V105H112ZM190 106V105H189ZM232 106H234V105H232ZM4 107V106H3ZM24 107V106H23ZM37 107H39V106H37ZM45 107V108H44ZM77 107V106H76ZM92 107V106H91ZM94 105H93V109L92 110H94ZM120 107V106H119ZM131 107V106H130ZM187 107V106H186ZM192 107H194V106H192ZM192 107L190 108V109H192ZM17 108V107H16ZM36 108V107H35ZM103 108H105V106L103 107ZM132 108V107H131ZM156 108H158V105H157V107ZM198 108V107H197ZM18 109V108H17ZM21 109V108H20ZM25 109H27V108H25ZM64 109H66V108H64ZM82 107H80L78 110H77V113L80 115V117H84L85 119H87V118H90V120L91 121H93L94 120V116H96V115H94V116H92L93 114H95V113H93L92 114V112H91V108L90 107H86V109H83ZM98 109H100V108H98ZM223 109H225V108H223ZM12 110H14V112H15V109H12ZM28 110V109H27ZM150 110V109H149ZM148 110V111H149ZM183 110V109H182ZM226 110V109H225ZM5 111V110H4ZM24 111V110H23ZM23 111H22V113H23ZM29 111H31V106H30V108H29ZM51 111H49V113H51ZM63 111V110H62ZM98 111V110H97ZM109 111V110H108ZM121 111V110H120ZM135 111V110H134ZM1 112V111H0ZM17 112H18V110H17ZM27 112V114H28V111H25L24 113H26ZM34 112H36V111H34ZM44 111H42V113H43ZM52 112V113H53ZM64 112V111H63ZM99 112V111H98ZM104 112V111H103ZM150 112V111H149ZM190 112H193L192 110L190 111ZM217 112H218V110H217ZM222 112V111H221ZM224 112V111H223ZM227 112V111H226ZM230 112V111H229ZM37 113V112H36ZM42 113L41 114H39V112L37 113L38 114V116L40 117V115H42ZM48 113V112H47ZM57 113H59V112H57ZM69 113V112H68ZM97 113V112H96ZM105 113V112H104ZM107 113V115H109L110 113H108V112H106ZM138 113H140V112H138ZM197 113V112H196ZM210 113V112H209ZM1 114V116H3L2 115V113H0ZM31 114V113H30ZM45 114H46V112H45ZM63 114V113H62ZM65 114V113H64ZM63 114V115H64ZM98 114V113H97ZM121 114V113H120ZM131 114V113H130ZM224 114V113H223ZM32 115V114H31ZM48 114H46V116H47ZM52 115H56V113L54 112ZM68 115V114H67ZM129 115V114H128ZM42 116H44V115H42ZM50 116V115H49ZM48 116V117H49ZM75 116V115H74ZM214 116V115H213ZM220 116V115H219ZM218 116V117H219ZM221 116H220V118H221ZM22 117V116H21ZM25 117V116H24ZM58 117V116H57ZM63 117V116H62ZM106 117V116H105ZM108 117V116H107ZM129 117H131V115L129 116ZM151 117V116H150ZM209 117H211L210 116V114H209ZM1 118H3V117H1ZM25 118H29V114H28V117H25ZM31 118H32V116H31ZM33 118H36V117H33ZM44 118H45V116H44ZM59 118V117H58ZM67 118V117H66ZM72 118V117H71ZM70 118V119H71ZM98 118H100V116H98ZM112 118V117H111ZM125 118H127V117H125ZM124 118V119H125ZM147 118V117H146ZM168 118V117H167ZM166 118V119H167ZM205 118H207L208 119V117H205ZM213 118H215V116L213 117ZM30 119V118H29ZM38 119V118H37ZM40 119V118H39ZM38 119V120H39ZM64 119V118H63ZM69 119V120H70ZM96 119H97V117H96ZM95 119V120H96ZM210 119V118H209ZM259 119V120H258ZM2 120V119H1ZM19 120V119H18ZM17 120V121H18ZM82 121H83V118L81 119ZM88 120V119H87ZM86 120V121H87ZM94 120V121H95ZM98 120V119H97ZM96 120V121H97ZM165 120V119H164ZM169 120V119H168ZM185 120H187V119H185ZM222 120V119H221ZM13 121L14 120H12V122L11 123H13ZM16 121V120H15ZM27 122H28V120H26ZM25 120H24V122H26ZM67 121V120H66ZM65 121V122H66ZM91 121H89V122H91ZM98 121H100V119L98 120ZM123 121H125V125H127L126 127H128V129H134V128H137L136 126H143L142 127V130L145 132L146 130H147V128L145 127V125H146V122H145V120L142 118V116H139V115H136V116H134L133 118H129L127 121L126 120H123ZM123 121H121V122H123ZM166 121V120H165ZM164 121V122H165ZM170 121H171V119H170ZM184 121V120H183ZM215 121H217V119L215 120ZM215 121H214V123H215ZM2 122V121H1ZM0 122V123H1ZM4 122H5V120H4ZM31 122V121H30ZM39 122H41V119H40V121ZM88 122V121H87ZM119 122V121H118ZM120 122V123H121ZM173 122V121H172ZM185 122V121H184ZM19 123V122H18ZM21 123V122H20ZM36 125H38L37 123H38V121L36 120ZM95 123V122H94ZM99 123H102V121H100ZM98 123V124H99ZM106 123V122H105ZM107 123H111V121L110 122H107ZM114 123V122H113ZM176 123V122H175ZM187 123H188V120H187ZM204 123H205V126L207 125L206 124V122H205V120H204ZM210 123V122H209ZM217 123H220L219 121L217 122ZM5 125L7 124V127L6 128H8V126H9V124H8V122L7 123H4ZM14 124V123H13ZM12 124V125H13ZM22 124V123H21ZM28 124H32V122L31 123H29L28 122ZM34 124V123H33ZM33 124H32V128H33ZM72 124V123H71ZM83 124H85V122H83ZM171 124V123H170ZM174 124V123H173ZM185 124V123H184ZM191 124V123H190ZM190 124H189V126H190ZM15 125V124H14ZM17 125V124H16ZM26 125V124H25ZM57 125V124H56ZM76 125H78V124H76ZM100 125V124H99ZM104 125V124H103ZM125 125H124V127H125ZM23 126V125H22ZM29 126V125H28ZM28 126H26V128L28 127ZM39 126V128H40V124L38 125ZM37 126V127H38ZM67 126H69V125H67ZM94 125H92V127H93ZM111 126V125H110ZM121 126V125H120ZM174 126V125H173ZM200 126V125H199ZM214 126V125H213ZM216 126V125H215ZM16 127V130H18L17 129V126H15ZM18 127H20L19 125H18ZM30 127H31V125H30ZM36 127V128H37ZM66 127V126H65ZM78 127H80V126H78ZM91 127V126H90ZM99 127V126H98ZM98 127H97V129H98ZM118 127V126H117ZM125 127V129H127ZM217 127V126H216ZM24 128V127H23ZM34 128H35V126H34ZM33 128V129H34ZM56 128V127H55ZM69 128H71V127H69ZM69 128L68 129H65L66 131L65 132H68V130H69ZM120 128V127H119ZM180 128H181V126H180ZM20 129V128H19ZM74 129V128H73ZM73 129H71V130H73ZM76 129V128H75ZM74 129V133L75 132H77V130H75ZM112 129H114V127L112 128ZM203 129H204V126H203ZM0 130H1V128H0ZM4 130V129H3ZM16 130H14V131H16ZM23 130V129H22ZM29 130V129H28ZM36 130V129H35ZM95 130V129H94ZM118 130V129H117ZM153 130V129H152ZM151 130V131H152ZM205 130V129H204ZM216 130V129H215ZM223 130V131H222ZM84 131V130H83ZM87 131V130H86ZM123 131V130H122ZM126 131V130H125ZM124 131V132H125ZM136 130H134V132H135ZM138 131V130H137ZM142 131V132H143ZM166 131H167V129H166ZM179 131H180V129H179ZM210 131V130H209ZM2 132V131H1ZM21 132V131H20ZM25 132V131H24ZM32 133H34L33 131H31ZM31 132H29V133H31ZM61 132H62V130H61ZM60 132V133H61ZM98 132H100V131H98ZM123 132V133H124ZM140 132V134L142 133L141 131H139ZM159 132V131H158ZM163 132V131H162ZM162 132L160 133V135L162 134ZM8 133H10V132H8ZM7 133V134H8ZM13 134H14V132H12ZM22 133V132H21ZM28 133V132H27ZM62 133H64V132H62ZM71 133H73V131H70L69 132V134H71ZM73 133V134H74ZM85 133H87V132H85ZM121 133V132H120ZM165 133V132H164ZM167 133V132H166ZM165 133V134H166ZM191 133V132H190ZM19 134V133H18ZM35 134V133H34ZM76 134V133H75ZM189 134V133H188ZM254 134V135H255ZM12 135V134H11ZM62 135V134H61ZM72 135V134H71ZM82 135H84V133L82 134ZM132 135V134H131ZM150 135V134H149ZM159 135V134H158ZM190 135V134H189ZM253 135V136H254ZM260 135H261V133H260ZM5 136V135H4ZM13 137L15 136V135H12ZM34 136V135H33ZM67 135H65L64 137H66ZM107 136H108V134H107ZM143 136V135H142ZM192 136V135H191ZM252 136V137H253ZM258 137V135L256 134L255 135V137ZM0 137H1V135H0ZM42 137H43V135H42ZM63 137V136H62ZM63 137V138H64ZM68 137H70V136H68ZM68 137H66V138H64V139H70V138H68ZM74 137V136H73ZM79 137V136H78ZM111 137H113V136H111ZM111 137H110V139H111ZM115 137V136H114ZM124 137V136H123ZM126 137H128V136H126ZM150 137V136H149ZM164 137V136H163ZM166 137V136H165ZM176 137V136H175ZM193 137V136H192ZM203 137V136H202ZM204 137H205V134H204ZM208 137V136H207ZM240 138V141L238 142L237 141V139L236 138ZM251 137V138H252ZM261 137V136H260ZM2 138V137H1ZM3 138H5V141H6V137H3ZM9 138V137H8ZM28 138V137H27ZM27 138L26 139H23V140H27ZM34 138V137H33ZM32 138V139H33ZM59 138V137H58ZM63 138H62V140H63ZM134 138H138L137 136L135 137L134 136ZM134 138H133V140H134ZM148 138V137H147ZM262 138V137H261ZM49 139L50 140H52L50 137H49ZM72 139H74V138H72L71 137V139H70V141L72 140ZM122 139V141L124 140L123 138H121ZM139 139V138H138ZM142 139H143V137H142ZM141 139V140H142ZM154 139V138H153ZM217 139V138H216ZM253 139H254V137H253ZM1 140V139H0ZM3 140V139H2ZM9 140H11V139H9ZM9 140H7V142H9ZM30 140V139H29ZM67 140H64V141H67ZM88 140V139H87ZM90 140V139H89ZM88 140V141H89ZM97 140H99V138H97ZM126 140V139H125ZM125 140H124V143H126L125 142ZM146 140V142L148 141L147 139H145ZM155 140V139H154ZM169 140V139H168ZM171 140V139H170ZM183 140V139H182ZM239 140V139H238ZM245 140V139H244ZM250 140V138L247 140V141H249ZM28 141V140H27ZM56 141V140H55ZM55 141H53L54 143H55ZM60 142H61V140H59ZM69 141V140H68ZM109 141V140H108ZM110 141H112V140H110ZM116 141V140H115ZM208 141V140H207ZM236 141V142H235ZM246 141V142H247ZM2 142V141H1ZM0 142V143H1ZM14 142V141H13ZM53 142L52 141H48L47 143H52L53 144ZM57 142V141H56ZM71 142H73V144L70 146V149L68 150V155H71L72 157H73V159H74V161H73V164H74V169L75 170H77L78 172L81 170V167H82V165H84V163H86V165H87V163L88 162H90V160L91 159H93V157L91 156L94 152H93V150H94V148H90V147H86V145H87V141H84L83 139H81L80 137H79V139L77 140H75L74 139V141H71ZM70 142V143H71ZM103 142V141H102ZM114 142V141H113ZM137 142H140V141H137ZM152 142H155V141H150V143H152ZM6 143V142H5ZM15 143V142H14ZM16 143H18V141L16 142ZM25 143V142H24ZM35 143V142H34ZM61 143H62V145H61ZM60 144H58V142L55 144V147H56V145H58L57 147H59V146H63L64 147V145H63V143H65L66 144V142H61ZM69 143V142H68ZM89 143V142H88ZM91 143V142H90ZM115 143H117L118 144V142H115ZM128 143V142H127ZM129 143H131V142H129ZM135 143V142H134ZM133 143V144H134ZM181 143H185L184 141L183 142H181ZM238 143V145H239V143H241V145H242V147H245L244 148V150H242V153H240L241 152V150H240V152H239V150H236V147H237V144ZM19 144V143H18ZM27 146H28V144L27 143H25ZM147 144V143H146ZM154 144V143H153ZM158 144V143H157ZM168 144V143H167ZM2 145H4V144H2ZM10 146L12 145V144H9ZM15 145H17V144H15ZM21 145H23V144H21ZM33 145V144H32ZM51 145V144H50ZM67 145V144H66ZM65 145V147H67ZM90 145V144H89ZM109 146H110V144H108ZM150 145V144H149ZM156 145V144H155ZM161 145V144H160ZM166 145V144H165ZM174 146H176L175 144H173ZM184 145V144H183ZM186 145V144H185ZM184 145V146H185ZM18 146V145H17ZM20 146V145H19ZM53 146H54V144L51 146L52 148H53ZM106 146L107 145H105V148H106ZM145 146V145H144ZM143 146V147H144ZM151 146H152V144H151ZM171 147L170 148H172L173 149V146L172 145H170ZM183 146V147H184ZM188 146H190V144L188 145ZM192 146H193V144H192ZM255 146V147H256ZM2 147V146H1ZM12 147V146H11ZM45 147H46V145H45ZM54 147V148H55ZM63 147H59V148H61V149H63ZM130 148H132V146L130 145L129 146ZM159 147V146H158ZM177 147V146H176ZM201 147V146H200ZM242 147H240L241 149H242ZM5 148H8L9 149V147H6L5 146ZM27 148V147H26ZM46 148H48V147H46ZM51 148V149H52ZM54 148H53V150H54ZM59 148H57V149H59ZM69 148V147H68ZM105 148L103 147V149H104V151H106L105 150ZM123 148V147H122ZM127 148V147H126ZM145 148H148L147 146H145ZM145 148H144V150H145ZM150 148V147H149ZM175 148V147H174ZM199 148V147H198ZM238 148V147H237ZM22 149V148H21ZM133 149V148H132ZM157 149V148H156ZM183 148L181 147V150H182ZM239 149V148H238ZM4 149H2V151H3ZM24 150V149H23ZM48 150H49V148H48ZM101 150V149H100ZM107 150H109V149H107ZM125 150H127V149H125ZM165 150H168V149H165ZM164 150V152H166ZM179 150H180V147H179ZM188 150V149H187ZM196 150V149H195ZM199 150V149H198ZM18 151H20V150H18ZM51 152H53L52 150H50ZM59 151H61V150H59ZM59 151H57V153L59 152ZM97 151H98V149H97ZM103 151V150H102ZM103 151V152H104ZM130 151V150H129ZM142 151V150H141ZM147 151H148V149L146 150V152H145V154H147L148 156H150V153H152L153 152V148H152V152H150L149 154L147 153ZM156 151V150H155ZM13 152V151H12ZM11 152V153H12ZM44 152V151H43ZM51 152H49V153H51ZM62 152V151H61ZM143 152V153H144ZM149 152V151H148ZM159 152V151H158ZM19 153V152H18ZM124 153H128V152H125L124 151ZM130 153H132V154H134L132 151L130 152ZM138 153V152H137ZM136 153V154H137ZM163 153V152H162ZM167 153H168V151H167ZM2 153H0V155H1ZM45 154V153H44ZM48 153H47V151H46V155H47ZM54 154L56 155V152L54 153L53 152V156H54ZM62 154V153H61ZM60 154V155H61ZM95 154V153H94ZM93 154V155H94ZM100 154V153H99ZM131 154V155H132ZM139 154H141V152L139 153ZM153 155H155L154 154V152L152 153ZM164 154V153H163ZM12 155H13V153H12ZM38 155H40L39 153H38ZM42 155V154H41ZM58 155H59V153H58ZM68 155H66L67 157H68ZM97 155V154H96ZM138 155V154H137ZM136 155V156H137ZM142 155V154H141ZM191 155V154H190ZM189 155V156H190ZM260 155H258V156H260ZM22 156H23V154H22ZM64 156H65V154H64ZM65 156V157H66ZM121 156V155H120ZM119 156V157H120ZM124 156H126V155H124ZM134 157H135V154L133 155ZM132 156V157H133ZM140 156V155H139ZM138 156V159H140V157ZM163 156V155H162ZM169 156V155H168ZM168 156H165V158L166 157H168ZM193 156V155H192ZM254 156V157H253ZM257 156V157H258ZM5 157V156H4ZM24 157V156H23ZM45 157V156H44ZM57 157V156H56ZM59 157V156H58ZM61 157H63L62 155H61ZM61 157H60V160H62L61 159ZM92 157V158H91ZM99 157V156H98ZM98 157H96V158H98ZM101 157V156H100ZM115 157H116V155H115ZM126 157H128V156H126ZM130 157V156H129ZM155 156H153V158H154ZM160 157V156H159ZM185 157V156H184ZM183 157V158H184ZM261 157V156H260ZM6 158V157H5ZM18 158H19V156H18ZM36 158V157H35ZM50 158H53V157H50ZM95 158V157H94ZM109 158V161L111 160V159H113V157L112 158H110V157H108ZM121 158H123L122 156H121ZM131 158V157H130ZM143 158V157H142ZM150 158V157H149ZM153 158H152V160H153ZM175 158V157H174ZM188 158V157H187ZM36 159H39V158H36ZM53 159H55V158H53ZM52 159V160H53ZM69 159H70V157H69ZM151 159V158H150ZM188 159V160H189ZM261 159H262V157H261ZM50 161L52 164H54V163H56V161L55 160H57V158L54 160L55 162L53 163V161ZM59 160V161H60ZM64 160V159H63ZM103 161H104V159H102ZM102 160H100V161H102ZM121 160H123V159H121ZM129 160V159H128ZM144 160V159H143ZM167 160V159H166ZM173 160V159H172ZM188 160H185L186 162L188 161ZM260 160V159H259ZM65 161V160H64ZM66 161L68 162V159H66ZM100 161H97V159H95V161H93L92 160V162H94V163H100ZM102 161V162H103ZM117 161H118V158H117ZM131 161V162H130ZM158 161V159L156 160V165H158L157 162ZM174 161V160H173ZM177 161H179L178 159H177ZM182 161H184V160H182L181 159V163H182ZM16 162H17V159H16ZM35 162V161H34ZM37 162V161H36ZM58 162V161H57ZM63 162V161H62ZM111 162H113V161H111ZM111 162H108V163H110V167H111ZM125 162L126 163H131V165L132 164H134L133 166L134 167H136L137 169L135 170V168L134 167H131L133 170H135V171H138L139 170V173L138 172H136V174L138 173V176L140 175L141 176V174H140V171H141V169L140 168H143V171H141L142 172V177H141V180L139 179V182L140 183H137V185L135 186V183L134 182H132V180L134 179L133 178V176L134 175H136V174H134L131 178H127L126 180H124V178H123V180L124 181H122V183H121V181L119 182L118 180H115L116 182L115 183H117L118 182V184L121 186V187H125V191L127 192V193H125V195L123 194V197L122 196H120L121 197V199H115V198H113V199H115L114 201L112 200V198H110V196H108V191L110 190H112L111 188L109 189V190H107V191H105L104 189H103V187H102V189L101 190H104L105 192H107V197H109L110 199H111V202L113 201V202H115L113 205H109L108 204V200H107V197H106V200L105 199H96V198H94V196H93V199H95V200H97V201H90L91 203H89L87 200H84L83 199V193L85 192L84 190L86 189L87 190V186H89L90 187V185H89V183L86 185V187H82V185H79L80 184V182L82 181V179H86V175L84 174V173H82V174H84V176H79V177H82L81 179L80 178H78V179H80L81 181H79L78 183L79 184H77V183H73L72 181L73 180H71L70 181V183H67L66 182V180L64 181V180H57V182L56 183H54L52 180H49L50 182H53V183H50V184H55L54 185V187H52V188H54V190L58 193V196L60 197V199L58 200V203H59V209L61 208L62 210H60L61 212V214H57V213H55L59 218H60V220H62L63 221V225H59L60 227V229H59V231H54V235H55V239H56V237H58L59 238V241H57L56 243H54V244H51V245H54V248H52L53 250H54V254L57 256V257H59V258H61L63 261L62 262H64L63 264H72V262H71V258H69V256H70V254H71V256L70 257H72V255H76V257H73V258H75V259H73L74 261H77L78 262V264H129L128 263V261L127 260H125L126 258H125V256H127V253H125V252H129V251H127V250H125V256H124V254L122 253L123 252V250L122 249H126V248H128V247H130L131 248V245H135V243H139V244H141V243H143V239L144 238H146L145 236H144V233H145V225L148 223V222H151V223H153V221H154V219H156L158 216V214L159 213H161V211H166V210H164L165 208L163 207V205H162V201H164V202H166V201H169L170 202V200H168L167 198H166V200L164 199V196H165V194H164V191H167V190H175L176 189V191L174 192V194L177 192V190H178V188H180V190H181V186L179 185L180 183H181V181L178 183V185L177 184H174L172 181H171V183L172 184H174L175 186L174 187H171V186H173V185H171V186H167L166 185V181L165 182H161L160 181V183L158 184L157 182H158V179H156L157 180V182H156V180L155 181H152V180H154V179H151L152 177H150V176H153V174L155 173V169H153V166H154V162H151V161H147V158H146V161L145 162H143L142 160L141 161H139V160H129V162L127 161V159L124 161V164H125ZM164 162V161H163ZM169 162V161H168ZM170 162H171V160H170ZM175 162H176V160H175ZM180 162V161H179ZM38 163V162H37ZM42 163V162H41ZM50 163V164H51ZM177 163V162H176ZM260 163H262L261 161H260ZM260 163H258V164H260ZM7 164H8V162H7ZM20 164V163H19ZM18 164V162H17V166L19 165ZM71 163H69V165H70ZM122 164H123V162H122ZM180 164V163H179ZM178 164V165H179ZM188 164V163H187ZM263 164V163H262ZM11 165V164H10ZM33 165H35V164H33ZM55 165V164H54ZM58 165H61L60 167L62 168V170H64L65 169V167L64 166H67L65 163H64V165L62 166V163H58ZM57 165V166H58ZM98 165V164H97ZM99 165H101V164H99ZM117 165V164H116ZM130 164H128V166H129ZM163 165V164H162ZM165 165V164H164ZM170 165V164H169ZM171 165H173V164H171ZM17 166H15V163L11 166V167H9V168H7L5 171L3 170V171H1L2 169H3V163H1V168H0V188L2 189V190H4V188H5V186L4 185H6L7 183H19V184H21L22 186H23V189H22V193H21V196H22V203H23V205H30V204H32V203H30L31 202V200L32 199H34V197L36 196V197H38L37 195H45V197L43 196V199H44V202H47V203H50V201L49 200H52V199H48V196H47V192H48V190H45V188L42 186V188L41 187H39V186H32L33 185V182H35L36 184L38 183V182H44V181H46V178L47 177H45V175H43L42 173H41V171H39L38 173H32L31 172V170L30 171H27L26 169H23L22 168V165H20L21 167H17ZM32 166V165H31ZM42 166V165H41ZM71 166H73V165H71ZM71 166H70V170H71ZM89 166V165H88ZM96 166V165H95ZM103 165H101V167H102ZM125 166H126V164H125ZM167 166V165H166ZM180 166V165H179ZM183 166V165H182ZM184 166L186 167V165L184 164ZM183 166V167H184ZM26 167V166H25ZM51 167V166H50ZM49 167V168H50ZM84 167V166H83ZM104 167V166H103ZM115 167V166H114ZM152 167V168H151ZM158 167H160L159 165H158ZM165 167V166H164ZM175 167H178V166H175ZM186 167V168H187ZM44 168H45V166H44ZM54 168V169H53ZM52 168V175H53V173L55 174V172L54 171H56L55 170V168L57 169L58 167H53ZM60 168V169H61ZM107 168H108V165H107V167H105L104 169H106L107 170ZM126 167H124V169H125ZM129 168H130V166H129ZM128 168V169H129ZM130 168V169H131ZM156 168H157V166H156ZM166 168H168V171H169V168L170 167H166ZM171 168H173V167H171ZM181 166L177 169V168H175V171H180L181 170ZM37 169H38V167H37ZM46 169V168H45ZM48 169V168H47ZM51 169V168H50ZM84 169V168H83ZM98 169H100V170H102L100 167L98 168ZM98 169H96V170H98ZM103 169V171H106V170H104ZM112 169H113V167L111 168V171H112ZM152 169L153 170H155L154 171V173L152 174ZM160 169V168H159ZM161 169H164V168H161ZM183 169V168H182ZM72 170H73V168H72ZM71 170V171H72ZM85 170V169H84ZM83 170V171H84ZM126 170H127V168H126ZM125 170V171H126ZM158 170V169H157ZM165 170V169H164ZM32 171H33V169H32ZM44 171H46V170H44ZM57 171H59V173H60V170H57ZM57 171H56V173H57ZM66 171V170H65ZM64 171V172H65ZM69 171V170H68ZM74 171V170H73ZM76 171V172H77ZM86 171V170H85ZM128 172H129V170H127ZM167 171V170H166ZM37 172V171H36ZM75 172V173H76ZM87 173L89 172L88 171V169H87V171H86ZM97 172V175L99 174L98 173V171H96ZM114 172V171H113ZM128 172H126V174H129ZM157 172V171H156ZM159 172H161V171H158V173ZM171 172L173 173V171H170V173L169 174H171ZM46 173V172H45ZM49 173V172H48ZM74 172H69L68 174H73ZM74 173V174H75ZM91 173V172H90ZM103 173V172H102ZM115 173V172H114ZM132 173V172H131ZM163 173V172H162ZM166 173H168V172H166ZM175 173V172H174ZM190 173V174H191ZM67 174V173H66ZM74 174L72 175V177L74 176ZM79 174V173H78ZM81 174V173H80ZM92 174V173H91ZM104 174V173H103ZM106 174H110L108 171H106V173L103 175V176H101V173H100V175H98V176H100V177H104ZM124 174V176L126 175L125 174V172L123 173ZM152 174V175H151ZM157 174V173H156ZM161 174V173H160ZM254 174V173H253ZM261 175L262 174H264V173H260ZM46 175H47V173H46ZM70 175V176H71ZM76 175V174H75ZM95 175V174H94ZM93 175V176H94ZM96 175V176H97ZM111 175V174H110ZM114 175V174H113ZM117 176H115V179L117 178V179H119V177H120V173H119V177H118V174H116ZM122 175V174H121ZM130 175V174H129ZM159 175V174H158ZM162 175V174H161ZM160 175V176H161ZM163 175H165V176H167V174H163ZM173 175V174H172ZM179 174H177V177L179 178V180H181V179H183L184 180V178H180L179 176H178ZM50 176V175H49ZM54 176V175H53ZM52 176V177H53ZM57 176V175H56ZM56 176H54V178L56 177ZM59 176H61L60 174H59ZM59 176L57 177V178H59ZM98 176H97V178H98ZM124 176H122V177H124ZM131 176V175H130ZM137 176V175H136ZM169 176V175H168ZM183 176V175H182ZM189 176V175H188ZM258 176V175H257ZM28 177H30V178H32L33 179V181L32 182H30V180L28 179ZM62 177V176H61ZM69 177V176H68ZM68 177H66V178H68ZM84 177V178H83ZM92 177V176H91ZM95 177V176H94ZM156 177H159V176H157L156 175ZM175 177V176H174ZM187 177V176H186ZM56 178V179H57ZM65 178V177H64ZM75 178V177H74ZM89 178H90V176H89ZM89 178H87L88 179V181L90 180ZM97 178H95V179H97ZM106 178H111V180H113L112 179V177H107L106 176ZM114 178V177H113ZM138 178H140V177H136V179H138ZM162 178V177H161ZM164 178V177H163ZM190 178V177H189ZM250 178H255L254 177V175L252 176V177H250ZM257 178V177H256ZM31 179V180H32ZM51 179V178H50ZM76 179V178H75ZM84 179V180H85ZM92 179H93V177H92ZM104 179H105V177H104ZM128 179H130V181L128 180ZM135 179V180H136ZM143 179L145 180V182H143ZM149 181H148V180ZM160 179V178H159ZM176 179V178H175ZM239 179V178H238ZM261 179V178H260ZM97 180H99V179H97ZM101 180H103V179H101ZM100 180V181H101ZM120 180V179H119ZM178 180V179H177ZM245 180H247V178L245 179ZM62 181H64V182H62ZM91 181V180H90ZM105 181V180H104ZM103 181V182H104ZM248 181V180H247ZM253 181V180H252ZM112 182H114V181H112ZM138 182V181H137ZM143 182V183H142ZM149 182V186L147 185V183ZM155 182V184L157 183L158 185H155V184H153ZM168 182H169V180H168ZM231 182V181H230ZM233 182H234V179H233ZM242 182H243V180H242ZM249 182H250V180H249ZM49 183H47V184H49ZM95 182H93L92 184H94ZM97 183V182H96ZM99 183V182H98ZM105 183V182H104ZM170 183V182H169ZM170 183V184H171ZM218 183H216V184H218ZM49 184V185H50ZM84 184V183H83ZM99 184H101V183H99ZM110 184V183H109ZM168 184V183H167ZM244 184H245V182H244ZM52 185H50V186H52ZM115 185H117V184H115ZM208 185V186H207ZM242 185V184H241ZM241 185H240V187H241ZM2 186H4V188L2 187ZM11 186V185H10ZM9 185L8 186H6V188H8V187H10ZM49 186V187H50ZM75 186H76V188H75ZM93 186V185H92ZM91 186V187H92ZM100 186V185H99ZM108 186V185H107ZM112 186V185H111ZM110 186V187H111ZM147 186H148V191H147V196H148V198H147V196L146 195H144V194H141L138 190H139V188L141 189L142 188V191L143 190H145V187L147 188ZM219 186V185H218ZM45 187H47V185L45 186ZM94 187V186H93ZM106 187V186H105ZM116 187V186H115ZM137 187V188H136ZM167 187H169V188H167ZM190 187V186H189ZM194 187V186H193ZM229 187V186H228ZM244 187V186H243ZM12 188V187H11ZM51 188V187H50ZM51 188V189H52ZM83 188H85L84 190H83ZM98 188V187H97ZM108 188V187H107ZM188 188V187H187ZM190 188H192V187H190ZM190 188H188V189H190ZM200 188V187H199ZM221 188V187H220ZM219 188V189H220ZM230 188V187H229ZM20 189V188H19ZM47 189H49V188H47ZM92 189V188H91ZM118 189V188H117ZM121 189V188H120ZM119 189V190H120ZM183 189H185V191H187L186 193H184V194H188V192L189 191H191V190H186V188H183ZM201 189V188H200ZM244 189V188H243ZM7 191H5V192H1V193H6L7 195H8V197L10 198V199H13L15 196H16V194L15 193H11L10 191H8L9 189H6ZM12 190V189H11ZM115 190V189H114ZM113 190V191H114ZM123 190V191H124ZM199 190V189H198ZM211 190V189H210ZM209 189H208V191H210ZM239 190V189H238ZM245 190V189H244ZM21 191V190H20ZM50 191L51 190H49V194H51L50 193ZM54 191V192H55ZM88 191H91V190H88ZM88 191L86 192V194H87V196H88ZM92 191H93V189H92ZM92 191H91V194H93V195H95L94 193H96V191L94 192L93 191V193H92ZM97 191H98V189H97ZM112 191V192H113ZM122 191V192H123ZM124 191V192H125ZM196 191V190H195ZM200 191V190H199ZM207 191V192H208ZM240 191H242V190H240ZM53 192V191H52ZM53 192V193H54ZM55 192V193H56ZM103 192V191H102ZM115 192V191H114ZM118 192V190H116V193ZM121 191H119L118 193H120ZM123 192V193H124ZM201 192V191H200ZM203 193H204V191H202ZM218 192V191H217ZM216 192V193H217ZM234 192V191H233ZM232 192V193H233ZM236 192V191H235ZM56 193V194H57ZM98 193H101V191L99 192L98 191ZM104 193V192H103ZM102 193V194H103ZM111 193V192H110ZM117 193V194H118ZM142 193H144V192H142ZM177 193H179L180 194V191H178ZM198 193L199 192H197V195H198ZM211 193V192H210ZM223 193H224V190H223ZM225 193H227V192H225ZM225 193H224V196H225ZM230 193V192H229ZM231 193V194H232ZM243 193V192H242ZM121 194V193H120ZM168 194H170V192H168ZM168 194H167V197H169L168 196ZM173 194V193H172ZM171 194V195H172ZM189 194H191V192H189ZM231 194H230V196H231ZM234 194V193H233ZM232 194V195H233ZM251 194V193H250ZM19 195V194H18ZM51 195H54V194H51ZM50 195V196H51ZM101 195V194H100ZM99 195V196H100ZM112 195V194H111ZM115 194H113V197H115V196H117V195H115ZM122 195V194H121ZM194 195V194H193ZM192 195V196H193ZM202 195V194H201ZM212 195H214V194H211V196ZM218 195V194H217ZM239 195H240V192H239ZM47 196V197H46ZM58 196L57 195H55V197H57L58 198ZM90 196V195H89ZM89 196L87 197V198H85V199H88L89 198ZM96 196V195H95ZM104 196V195H103ZM175 196H177L178 197V194L176 195L175 194ZM180 197H182V198H180V197H178L179 199H186L187 197H185V198H183V196H181V195H179ZM195 196V195H194ZM200 196V195H199ZM224 196H222L221 198H223ZM227 196V195H226ZM237 196V195H236ZM236 196H234V197H236ZM42 197V196H41ZM40 197V200L42 199ZM118 197V196H117ZM191 196H189V198H190ZM203 197H204V194H203ZM233 197V196H232ZM233 197V198H234ZM254 198H255V196H253ZM3 198H5V197H3ZM21 198V197H20ZM39 198V197H38ZM50 198V197H49ZM72 198H74L75 200L72 202ZM101 198H103V197H101ZM104 198H105V196H104ZM119 198V197H118ZM172 198V197H171ZM174 198V197H173ZM194 198V197H193ZM200 198H201V196H200ZM199 198V199H200ZM216 198V197H215ZM220 198V197H219ZM218 198V199H219ZM227 198H229L230 199V197H227ZM19 199V198H18ZM148 199V200H147ZM170 199V198H169ZM191 199V198H190ZM196 199H198V197L196 198ZM206 199H208V198H206ZM210 199H211V197H210ZM210 199H208V200H210ZM224 199V198H223ZM222 199V201L221 202H223L224 200ZM228 199V200H229ZM248 199V198H247ZM246 199V200H247ZM251 199V198H250ZM5 200V199H4ZM36 201H39V200H37V199H35ZM46 200H48V201H46ZM57 200V199H56ZM116 200H117V202H116ZM181 200V201H182ZM187 200V199H186ZM189 200V199H188ZM193 199H191V201H192ZM212 200V199H211ZM210 200V201H211ZM214 200V199H213ZM34 201V200H33ZM32 201V202H33ZM42 201V200H41ZM110 201V200H109ZM179 202L178 203H180V200H178ZM190 201V200H189ZM226 201V203H227V200H225ZM251 201V200H250ZM257 201V200H256ZM52 202H54V200H52L51 201V203ZM183 202V201H182ZM185 202V201H184ZM188 202V201H187ZM204 201H202V203H203ZM211 202H213V201H211ZM249 202V201H248ZM22 203H21V205H22ZM43 203V202H42ZM55 203V202H54ZM54 203H52L53 205H54ZM178 203L176 204H174V206L172 207V208H174L175 207V205H178ZM189 203V202H188ZM192 203V202H191ZM190 203V204H191ZM206 203V202H205ZM204 203V205H207V203L205 204ZM215 203V202H214ZM216 203H218V202H216ZM252 203V202H251ZM250 203V204H251ZM263 203V202H262ZM17 205H18V203H16ZM44 204V203H43ZM43 204H40L39 206L41 207V205H43ZM164 204V203H163ZM170 204H172V202L170 203ZM181 204V203H180ZM179 204V205H180ZM187 204V203H186ZM197 204V203H196ZM209 204V203H208ZM212 203H210V205H211ZM35 205V204H34ZM36 205H37V202H36ZM55 205H56V203H55ZM54 205V206H55ZM58 205V204H57ZM158 207H157V206ZM195 204H192V206H194ZM233 205V204H232ZM231 205V206H232ZM244 206L246 205V204H243ZM256 205V204H255ZM1 206V205H0ZM51 207H52V205H50ZM50 206H49V204L47 205V207H49L50 208ZM166 206H167V203H166ZM188 206H191V205H189L188 204ZM195 206H197V205H195ZM225 206V205H224ZM241 206V205H240ZM244 206L242 207V208H244ZM10 207H12V206H10ZM24 207V206H23ZM46 207V206H45ZM56 207L57 206H55V209H56ZM168 208L170 207V205H168L167 206ZM210 207H213V206H210ZM219 207H221L222 208V206H219ZM230 207V206H229ZM246 207H249L248 205H246ZM245 207V208H246ZM9 207H7V209H8ZM30 208V207H29ZM32 208V207H31ZM30 208V209H31ZM41 208H43L44 209V207H41ZM53 208V207H52ZM58 208V207H57ZM77 208V209H76ZM167 208V210H170V209H168ZM171 208V209H172ZM187 208V207H186ZM190 208H192V207H190ZM233 208H235L234 206H233ZM242 208H240V209H242ZM12 209H14V210H18V209H16V208H12ZM29 209V210H30ZM35 209V208H34ZM45 209H47V208H45ZM239 209V208H238ZM250 209V208H249ZM9 210V209H8ZM38 210V209H37ZM36 210V211H37ZM39 210H40V208H39ZM201 210V209H200ZM231 210V209H230ZM235 210H236V208H235ZM7 211V210H6ZM26 211V210H25ZM43 211H45V210H43ZM53 211H56V210H54V208H53ZM172 211V210H171ZM175 211V210H174ZM218 211V210H217ZM221 211V210H220ZM244 211H245V209H244ZM246 211H248V209L246 210ZM245 211V212H246ZM249 211H251V210H249ZM12 211L10 210L9 211V213H11ZM14 212H16V211H14ZM14 212H12V213H14ZM39 212V211H38ZM52 212V211H51ZM188 212V211H187ZM203 212V211H202ZM211 212H213V211H211ZM224 212V211H223ZM228 212H230L229 210H228ZM3 213H5L4 211H3ZM40 213V212H39ZM163 213V212H162ZM178 213V212H177ZM190 214H188V215H191L192 213H191V211L189 212ZM208 213H210L209 211H208ZM220 213H222V212H220ZM219 213V214H220ZM231 213H232V211H231ZM241 213H243V210L241 211ZM250 213H252V211L250 212ZM249 213V214H250ZM27 214V213H26ZM34 214H36V212L34 213ZM45 214V213H44ZM50 214V213H49ZM53 215H55L54 213H52ZM166 216L168 215L166 212L164 213ZM205 214V213H204ZM16 215V214H15ZM40 215V214H39ZM42 216V220H41V223L43 224V225H46V222H47V219L46 220H43L44 218H45V216L47 217V213H46V215L44 216L43 214H41ZM172 215V214H171ZM187 215V216H188ZM193 215V214H192ZM191 215V216H192ZM212 215V214H211ZM221 215V214H220ZM251 216H253L252 214H250ZM7 216V215H6ZM12 216H13V214H12ZM33 216V215H32ZM35 216V215H34ZM49 216V215H48ZM57 216H55L54 218H56ZM163 216V215H162ZM196 216V215H195ZM195 216H193V217H195ZM208 216H210V215H208ZM222 216H223V214H222ZM233 216V215H232ZM246 216H248V215H246ZM20 217V216H19ZM23 217V216H22ZM160 217V216H159ZM183 217V216H182ZM199 216H196L195 217V219H197ZM205 218H206V216H204ZM203 217V218H204ZM50 218H51V216H50ZM49 218V220L48 221H50L51 223H53L54 221H53V217H52V221H51V219ZM149 218H152L153 219V221L152 220H149L148 221V219ZM174 218V217H173ZM181 218V217H180ZM207 218H209V217H207ZM228 218V217H227ZM247 218V217H246ZM3 219V218H2ZM18 219V218H17ZM21 219V218H20ZM57 220H58V218H56ZM97 219H103L106 223H105V226H103V227H95L94 226V221H96ZM161 219V218H160ZM162 219H164L163 217H162ZM166 219L167 218H165L164 220L166 221ZM172 219V218H171ZM182 219V218H181ZM185 219V220H184ZM188 219H192V221L194 220L193 218H189V216H188ZM201 219H202V217H201ZM213 219V218H212ZM230 219V218H229ZM234 219H236V217L234 218ZM248 219V218H247ZM257 219V218H256ZM260 219V218H259ZM19 220V219H18ZM23 220V219H22ZM21 220V221H22ZM30 220H32V219H30ZM157 220V219H156ZM156 220L154 221V222H156ZM169 220V219H168ZM175 220H176V218H175ZM198 220V219H197ZM199 220H200V218H199ZM209 220H210V218H209ZM215 220H217L216 218H215ZM240 220V222L239 223H241V225H242V222H244L243 220L241 221V219H239ZM238 220V221H239ZM261 220H262V223L264 222L263 221V219L261 218ZM4 221V220H3ZM2 221V222H3ZM6 221V222H5ZM4 221V224L3 223H1V221H0V223L2 224H0V226H2L3 228H1L0 227V264H38L37 263V260L35 259V257H34V254H33V252L35 251V249H34V245H30L29 243H27V239H26V237L24 238V237H22V236H20L19 235V231H18V228L17 227H13V228H10V225H7V222H8V219H6ZM10 221V220H9ZM12 221V220H11ZM20 221V220H19ZM20 221V222H21ZM62 221L60 222L61 224H62ZM183 221L185 222V221H187V219L185 218V217H183ZM190 220H188V222H189ZM192 221H191V223H192ZM195 221V220H194ZM208 221V220H207ZM206 221V222H207ZM247 221V220H246ZM254 221V220H253ZM28 222V221H27ZM35 223L37 222V221H34ZM34 222L32 221L31 222V224L33 223L34 224ZM39 222H40V220L38 221V223L37 224H39ZM57 222V221H56ZM159 223H160V221H158ZM158 222H156L157 224H158ZM161 222H163L162 220H161ZM173 222V221H172ZM179 222V221H178ZM180 222H181V220H180ZM187 222V223H188ZM205 222V223H206ZM232 222V221H231ZM230 222V223H231ZM18 223L19 222H17V225H18ZM55 223V222H54ZM54 223H53V225H54ZM201 223H202V221H201ZM235 223V222H234ZM238 223V224H239ZM245 223H248V221L247 222H245ZM23 224V223H22ZM24 224L26 225L27 223H26V221L24 222ZM30 224V226H33V225H31ZM50 224V223H49ZM48 224V225H49ZM183 224V223H182ZM219 224V223H218ZM221 224H222V222H221ZM221 224H220V227H224L223 225L221 226ZM229 224V223H228ZM237 224V225H238ZM250 224V223H249ZM258 224V223H257ZM48 225H46L47 227H48ZM53 225L51 224V227H53ZM56 225H58V224H56ZM200 225V224H199ZM236 225V227H238ZM240 225V224H239ZM258 225H260V224H258ZM19 226V225H18ZM36 226V225H35ZM39 226H41V224L39 225ZM46 226H45V228L44 229H46ZM192 226V225H191ZM198 226V225H197ZM202 226V225H201ZM206 226V225H205ZM208 226H210V227H214L215 229H216V227L215 226H212V225H208ZM228 226V225H227ZM226 226V228H228ZM235 226V225H234ZM252 226H254V225H251L250 227H252ZM262 226V225H261ZM260 226V227H261ZM23 227V226H22ZM26 227V230L28 231V229H30L31 228V230H33V232L32 233H34L35 232V227L33 226V227H29L28 226V224H27V226H25ZM27 227H28V229H27ZM56 227V226H55ZM58 227V226H57ZM174 227V226H173ZM192 227H195L196 228V226L194 225V226H192ZM229 227H230V225H229ZM246 227V226H245ZM244 227V228H245ZM248 227H249V225H248ZM263 227V226H262ZM261 227V228H262ZM24 228V227H23ZM22 228V229H23ZM33 228V229H32ZM203 228V227H202ZM205 228H207V227H205ZM204 228V229H205ZM211 229L208 233L206 232L207 231V229H206V233H200V234H197V235H195V236H193L192 238H190L189 239V242H188V245H185V246H189V248H192V249H194L195 250V248L197 249H201V248H199L201 245H203V244H205L206 245V249H207V244L206 243H208L209 241H212L213 242V247L211 248V250L212 249H216V250H221V252L222 251H224V252H222V254H221V256H220V258L219 259H223V262H224V264H240V262L242 261L243 262V264H252V263H250V262H248L249 261V259L248 260H246V258L248 257V255H250V257L252 256V255H256L257 256V259L259 258L260 259V261L261 262H259L258 264H264V235H262V233H261V235H262V237L260 236V233H259V235L258 236H256L254 233V236H256L255 237V239H250V241H237V242H234L235 240L233 239V238H231L230 236V238L229 239H233V240H231V241H233V242H231L232 244H228L227 242H229V240H228V237L226 238V237H217V236H219V235H217V233H215L214 232V230L215 229ZM231 228H233V227H231ZM241 228V227H240ZM242 228H243V226H242ZM242 228H241V230H242ZM243 228V229H244ZM255 228H256V225H255ZM25 229V228H24ZM39 229H40V227H39ZM42 229H43V227H42ZM41 229V230H42ZM49 229V228H48ZM47 229V230H48ZM51 229V228H50ZM54 229V228H53ZM53 229H51L52 230V232H53ZM184 229V228H183ZM187 229V228H186ZM209 229V228H208ZM229 229V228H228ZM227 229V230H228ZM238 230H239V228H237ZM245 229H247V230H249L250 229V231L252 230V228H245ZM259 229V228H258ZM263 230H264V228H262ZM30 230V231H31ZM50 230V231H51ZM172 230V229H171ZM174 230V229H173ZM179 230V229H178ZM185 230V229H184ZM196 230H198V229H196ZM203 230V229H202ZM219 230H221V228L219 229ZM226 230V231H227ZM232 230V232H233V230L234 229H231ZM236 230V229H235ZM234 230V231H235ZM255 230H257V229H255ZM23 231V230H22ZM30 231H29V235H30ZM177 231V230H176ZM217 231V230H216ZM240 231V230H239ZM260 231V230H259ZM21 232V231H20ZM44 232V231H43ZM45 232H47V231H45ZM180 232H183V231H180ZM179 231H178V233H180ZM186 232V231H185ZM190 232H192V231H190ZM190 232H187L188 234H190ZM201 232V231H200ZM218 232V231H217ZM222 232V231H221ZM241 232H244V234L245 233H247L246 231H241ZM240 232V233H241ZM249 232V231H248ZM255 233L256 232H258V230L257 231H254ZM264 232V231H263ZM23 233V232H22ZM28 233V232H27ZM31 233V234H32ZM36 234H38L37 233V231L35 232ZM193 233V232H192ZM225 233V232H224ZM229 233H231V232H229ZM229 233H226V234H228L229 235ZM239 233V232H238ZM237 234V235H242V234ZM24 234V233H23ZM40 234V233H39ZM44 234V233H43ZM171 234V233H170ZM183 234V233H182ZM243 234V235H244ZM248 234V233H247ZM250 234H251V232H250ZM25 235V234H24ZM35 235V234H34ZM46 235H48V234H46ZM192 235V234H191ZM227 235V236H228ZM233 235V234H232ZM234 235H236V234H234ZM246 235V234H245ZM249 235V234H248ZM32 236V235H31ZM41 236H42V234H41ZM50 236V235H49ZM259 236L261 237L260 238V240L258 239L259 238ZM36 237H37V235H36ZM38 237H39V235H38ZM37 237V238H38ZM48 237V236H47ZM156 237H158L157 239H159V237L160 236H156ZM237 237V236H236ZM239 237V236H238ZM243 237V236H242ZM247 237V236H246ZM252 237V236H251ZM46 238V237H45ZM58 238H57V240H58ZM161 238V237H160ZM163 238V237H162ZM173 238V237H172ZM240 238V237H239ZM28 239H30V237L28 238ZM32 239V238H31ZM39 239V238H38ZM41 239H43V238H40V240ZM51 239V238H50ZM66 239H68V241H67V245H70V248H66V247H69V246H65V245H63L64 243L63 242H65L66 241ZM148 239V238H147ZM151 239V238H150ZM182 239H183V237H182ZM237 239V238H236ZM242 239V238H241ZM240 239V240H241ZM54 240V239H53ZM161 240V239H160ZM184 240V239H183ZM239 240V239H238ZM243 240V239H242ZM48 241H52V239L51 240H47L46 242H48ZM185 241V240H184ZM183 241V242H184ZM186 241H188V239H187V237H186ZM148 243H149V241H147ZM160 242H162V241H160ZM247 242H249V243H247ZM45 243V242H44ZM42 244V246H43V248H44V245L45 244ZM52 243V242H51ZM156 243V242H155ZM155 243H154V245H155ZM227 243V245H225ZM125 244V246L127 245L128 247H126V248H122V245H124ZM157 244V243H156ZM161 244H163V242L161 243ZM185 244V243H184ZM120 245H121V248H120ZM179 245H181V243L179 244ZM179 245H177V246H179ZM205 245H203V246H205ZM229 245V246H228ZM259 246L260 247V249L259 250H257V251H261V253L260 254H258V252H255V254H253V249H254V247H256V246ZM2 246V247H1ZM41 246V247H42ZM48 246V245H47ZM65 246V247H64ZM71 246H72V248H71ZM147 246V245H146ZM152 246V245H151ZM174 246V245H173ZM172 246V247H173ZM226 246H228L227 248H226ZM40 247V246H39ZM41 247L39 248V249H41ZM133 247V246H132ZM134 247H136V245L134 246ZM181 247L182 246H179V248L177 247V250L179 249H181ZM209 247H210V245H209ZM208 247V248H209ZM258 247V248H259ZM42 248V249H43ZM48 248V247H47ZM51 248V247H50ZM138 247H136L135 249H137ZM139 248H141V246L139 247ZM148 248V247H147ZM188 248V249H189ZM257 248V247H256ZM49 249V248H48ZM47 249V250H48ZM51 249V250H52ZM132 249V248H131ZM131 249H129V250H131ZM146 249V248H145ZM166 249V248H165ZM167 249H168V247H167ZM187 249V248H186ZM186 249H185V251H186ZM187 249V250H188ZM197 249V250H198ZM206 249H203V250H205V251H203L202 253L205 255V252H206ZM134 250V249H133ZM156 250V249H155ZM173 250V249H172ZM172 250H170V253H172ZM176 250V249H175ZM178 250V251H179ZM181 250H183V249H181ZM196 250V251H197ZM211 250H207L209 253H211L212 251ZM44 252H45V250H43ZM49 251V250H48ZM132 251V250H131ZM137 251V250H136ZM159 251V250H158ZM162 251V250H161ZM160 251V252H161ZM135 252V251H134ZM152 252V251H151ZM189 252V251H188ZM195 252V251H194ZM207 252V253H208ZM216 252V251H215ZM220 252V253H221ZM252 252V253H251ZM35 253V252H34ZM38 253H39V251H38ZM43 253V252H42ZM41 253V254H42ZM82 253V254H81ZM130 253V252H129ZM179 253V252H178ZM182 253H183V251H182ZM192 253V252H191ZM234 253H237V255H238V257L236 256V260L235 259H233L232 258V255L234 254ZM41 254H39V255H41ZM137 254V253H136ZM145 254V253H144ZM166 254V253H165ZM165 254H163V255H165ZM168 254V253H167ZM175 254V253H174ZM193 254V253H192ZM216 253H214V255H215ZM44 255H45V253H44ZM78 255V256H77ZM128 255H130V254H128ZM149 254H147L146 256H148ZM158 255V254H157ZM161 255H162V253H161ZM177 255V254H176ZM179 255V254H178ZM131 256V255H130ZM133 256V255H132ZM140 256V255H139ZM144 256V255H143ZM150 256H151V254H150ZM153 256H155V255H153ZM166 256V255H165ZM164 256V257H165ZM169 256V255H168ZM180 256V255H179ZM182 257H183V254L181 255ZM189 256V255H188ZM190 256H192V255H190ZM189 256V257H190ZM206 256V255H205ZM212 256V257H211ZM211 256H209V257H211V258H213V260L216 262H218V260L216 259L215 260V258L213 257V253H212V255ZM217 256H219L218 254H217ZM216 256V257H217ZM256 256H255V258H256ZM156 257V256H155ZM163 257V256H162ZM193 257V256H192ZM201 257V256H200ZM125 258V259H124ZM134 258H135V256H134ZM137 259L139 258V257H136ZM135 258V259H136ZM147 258V257H146ZM151 258V257H150ZM158 258V261H160L159 260V256L157 257ZM186 258V257H185ZM194 258V257H193ZM192 258V259H193ZM202 258H203V256H202ZM218 258V257H217ZM232 258V259H231ZM249 258V257H248ZM48 259V258H47ZM69 259V260H68ZM84 259H86V261L84 262L83 260ZM129 259V258H128ZM176 259H178V258H176ZM179 259H180V257H179ZM188 259H191V257L190 258H188ZM204 259H206V258H204ZM203 259V260H204ZM210 259V258H209ZM208 259V260H209ZM49 260V259H48ZM125 260V261H124ZM152 260V259H151ZM150 260V261H151ZM162 260V259H161ZM207 260V259H206ZM233 260V261H232ZM234 260H235V262H234ZM251 260V259H250ZM131 260H129V262H130ZM195 261V260H194ZM213 261V262H214ZM259 261V260H258ZM127 262V263H126ZM132 262V261H131ZM138 262H139V260H138ZM155 262V261H154ZM163 262V261H162ZM167 262H168V260H167ZM190 263H191V261H189ZM199 262H201V261H199ZM209 262V261H208ZM222 262V261H221ZM222 262V263H223ZM51 263H53V262H51ZM145 263V262H144ZM166 263V262H165ZM219 263V262H218ZM221 263V264H222ZM50 264V263H49ZM153 264V263H152ZM156 264V263H155ZM186 264V263H185ZM189 264V263H188ZM199 264V263H198ZM206 264V263H205ZM254 264V263H253ZM257 264V263H256Z\"/></svg>",
    "mask_w": 264,
    "mask_h": 264
},
{
    "label": "clouds",
    "instance_id": "clouds-1",
    "mask_svg": "<svg viewBox=\"0 0 264 264\" xmlns=\"http://www.w3.org/2000/svg\"><path fill=\"white\" fill-rule=\"evenodd\" d=\"M21 2H22V0H16L17 4H19ZM105 223L106 222L103 219H97L96 221H94V226L95 227H103V226H105ZM172 226L173 225H170L169 221H167V220L163 221L159 224H153L151 222H148L145 225V232L147 235H149L151 237H156L157 233L164 234L165 243L167 244V243L173 242V238L169 235V231L171 230ZM187 236H189V235H185L183 237H187ZM240 264H243V262L241 261Z\"/></svg>",
    "mask_w": 264,
    "mask_h": 264
}]
</instances>
